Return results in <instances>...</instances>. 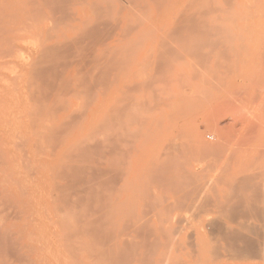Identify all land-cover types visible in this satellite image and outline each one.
<instances>
[{
    "label": "rangeland",
    "instance_id": "374dc122",
    "mask_svg": "<svg viewBox=\"0 0 264 264\" xmlns=\"http://www.w3.org/2000/svg\"><path fill=\"white\" fill-rule=\"evenodd\" d=\"M5 1L6 0H3L2 1L3 4H2V2L0 0V2H1L0 6L2 7V8H0V12L3 13L4 12L3 9H5V11H6L3 13L4 16L2 18H1V16L3 14H0V20H2V22L0 21L1 22L0 23V27H1L0 28V30H1L0 35L3 36L2 40L0 38V45L2 46V47L0 46V49H1L0 55L6 54L7 49L10 48V50H11L13 45H14L13 47H15V48H13L12 50L14 51L13 53L15 55L11 52V54H13L12 58H10L11 57L10 53L6 54V56L8 55L7 56L8 58L7 57L3 58V57H5V55L0 56V59H1L0 60V66H1L0 67V88H1L0 89V152H1L0 153V157H1L0 158V164L3 161V163H2L3 165H0V171H2V172H0V192H1L0 193V225H1L0 226L1 227L0 228V235L4 234L3 232L7 228L11 232L14 231L16 233V235L19 234V236H22V237L18 236L20 239L19 240L14 232L11 233L9 231H8L9 234L5 233L3 235L5 237L8 235V237H6V238H8V240L11 239L12 242L9 243V241L7 240L8 242H6V243L10 244L8 246L10 248L11 247L13 248L11 250L17 256L15 254L10 253V250H9L10 248L8 249L10 256L8 254H5L6 255L5 256L3 254L4 248H2V250H1V247H5V253H8V251H6V249L8 247H7V245L6 246L2 245V246H0V252H2V251L3 252L0 254L1 255L3 254V255H2V257H0V261H1V259H4V261L3 260L2 261L5 262V264H8V263L9 264H28V263L29 264H72V263L73 264H88L91 261L90 264L91 263L95 264L96 261L100 262V260H101V262L105 264V263L111 262L108 259L115 261V260L119 259L120 256H122L124 258L125 255L130 250L134 249V246H135V245H133V244H135L134 242L138 241L136 243L135 247H137V244L140 247L139 242H141V240H142V242H144V240L146 239L145 242L143 243V245H141V247L145 246V243L147 246L148 245L147 240L151 241V243H152L153 242L152 240H154L153 238L156 235H159L162 237L161 239H162L163 243L168 242L167 243L168 246H174L175 247L173 249V251L170 250L172 252L168 251L169 252L168 254L163 253L162 257L161 256L159 257L160 258L159 261H162L163 264H176V263L178 264L182 260L184 262H186L189 260L196 259L198 257V253H196V251L191 252V250L188 249L187 244H186L189 241L187 235L191 231V229H189V227H186V226H188V223H191V225H194L197 227V230H200V228H199V226H201V225H199L200 223L204 225L205 223H207L208 220H211V219L213 220L216 216L218 218L220 217L222 220L221 219L219 220L216 218L215 221L219 220L220 223L223 222L222 223L223 226H227L229 224L235 230L239 229L238 231H240L242 233H247L248 237H250V239L252 238V240H253L255 238L254 239L255 243H257V244L261 243L262 244V246L260 244V246L257 245L256 247L264 249V246H263L264 245L263 244L264 239H262V238H264V233H263L264 230H262V229H264V227H263L264 225H262V222L261 223L259 222L260 219H259V217H257V216H260V214L259 215L257 214V216H256V215L251 213V215H253V217L250 214H247V216L250 219V221H248L249 219L247 220L249 223L246 221V219L248 217L243 218V217H245V215L244 216L241 215L242 216L241 218H240V216L234 218V220H237L234 223V220H231V221H233V222H231V221H228L227 219H224V217L219 216L222 214V212L220 214H218V211L220 212V210H219V208H217V207H220L221 205H225V204H227V206H228L230 203L235 202L238 199L240 200V197H241L240 195L244 196V197H241V200L243 198L244 204L242 206H244V205L246 206L245 210L250 208L251 205H249V203H246V202L247 201L249 202L251 200L250 203H252V200L253 199L256 200V197L253 196L254 197L253 198L252 196H249L252 194H250V191H248V190H245L243 193L240 192V189H239V191H237L238 189H236V188L238 187V185L236 186L234 184V183H236L237 180L239 181L238 183H240V181L242 183L246 179V178L244 179L243 177L247 173H248L247 175H249V176L252 175L251 176L252 179L256 177V179H254V181L252 180V182H249V185H251L252 183L255 184V182H257V184L255 186L252 185V186L256 187L261 182V179L263 180V182H261L260 185L261 184L264 185L263 184L264 183V176H263L264 175L263 174V171H264V0H254V1H252V0H232L234 2V3H232V6H231V2L229 3V5L225 4V2H227V3L229 2L228 0H214L215 4H214V1L211 2V0H210L209 6H205V8L202 7L203 5L200 6V7H202V9L204 8V10H205V11L203 10L204 12L202 11V9L200 7H197L194 5H193V8H192V6L189 7V8H192L193 10H190L189 8H185L186 9L185 10L184 8H182L178 11L177 17H178L179 12H180L181 17L184 18L183 21L186 19L185 21L188 22L187 25L185 24L186 23L185 21H184L185 23H183V21L180 19V16L178 17L179 20L177 19L179 22L177 21L176 23L174 22V20H170L169 22H167L165 24H160V25H153V24H149V23H142V24L137 23V25H138L137 28L133 27V28H135V31L133 30V32H131L130 30H132L133 28L132 29L130 28L129 33L128 32L126 33V31H128V28H129V26L127 27V25L129 23L127 25L126 24H119V26L116 27V31L114 29L115 32L113 30H111L114 32L113 33L114 35L112 36L111 40H106L105 38H102L101 41L99 43H96V44L93 43L91 40L85 41V39L78 40V42L76 41V43L73 42V40H75L74 37L77 38V36L79 35L78 32H80L82 29L84 30V27H77V28L72 29L71 27L66 26V25H64V26L63 25H60V26L55 25L56 28L53 29V28L49 27L48 25L43 26V25H40L39 23L36 25H35V23H32V22H27V24L26 23L21 24V22H23V19L13 18V16L16 15V13L14 15L12 14L13 11H10V9L13 10L12 8H10L11 6L9 8H6L7 6H5V3H4ZM198 1L196 2L195 5H199L200 1H199V3H198ZM203 2L204 1H202L201 3H203ZM216 3L218 5V7H216L217 6ZM212 5L213 6L216 5L215 9H213L214 7ZM226 5L228 7L230 6V8L228 9ZM194 7H195V9H194ZM210 7L212 8L211 10H209ZM220 7L222 8L223 11L217 10ZM207 8H208V10H207ZM1 9H2V11H1ZM216 10H217V12H216ZM10 12H11V14H9ZM7 13H8V16L9 15L12 16L13 19L10 18V16H9V20H8V18L6 17ZM193 15L195 18L193 17ZM14 17H16V16H14ZM216 17H218V18H216ZM188 18H190V19H188ZM193 18L195 19V21ZM10 19H12V20H10ZM224 19H225V21H224ZM187 20H191V22L187 21ZM6 21H8V22L6 23V26H5ZM9 21L12 24L9 25ZM13 21H14V24H16V25H13ZM193 21L194 22L197 21L196 25H197V27L200 26L199 29H197L195 23L192 24ZM201 21L202 22L204 21L205 23L204 22L202 23ZM29 23L32 24L31 28L32 27L33 28L27 30V28H29V27L26 25H29ZM178 23H180V24L177 25L176 28H174V26H176V24H178ZM198 23L199 24L201 23V24L198 26ZM130 24H133L135 26L136 22H133ZM202 24L203 25L206 24L205 28ZM19 25L22 26V27H20L21 34H19L20 33V29H18ZM24 25L26 26V28ZM133 25H130V26H133ZM180 25H182L181 28L179 27ZM23 26H24V28H23ZM115 26H116V24H115ZM115 26L112 25V26H110V28L115 27ZM185 26L188 28H186ZM206 26H209V27H206ZM210 26H211V29H210ZM214 26L218 30H220V31L217 30L220 34L218 32H217L218 33L217 34L216 31H214V29H215ZM219 26H220V28H218ZM202 27H203V29H202ZM48 28L52 29V31L49 30ZM172 28L173 29L180 28V30L179 29L175 30L177 32L176 33L174 30H171ZM182 28H185V29H182ZM190 28H192L191 32H193L194 34L190 32ZM4 29L7 30L8 32L12 31V30L15 31V29L19 30V31L14 32V33L12 31V32L8 33L7 31H3ZM79 29H81V30L79 31ZM181 29H182V31H181ZM194 29L197 33H200L201 35H203L205 33L203 31L208 29V31L210 30L209 31L210 34L206 31L207 33L204 34V36H203L204 38H201L202 37L201 36L200 38L202 40H200V38L198 37L199 34H197V36H195ZM47 30H48V32H47ZM22 31H23V33H22ZM68 31H70V33L68 34V38H67V40L69 39V42L66 40V38L64 39V35L66 33H68ZM172 31L175 32V35H173L174 33ZM183 31H184V33H183ZM1 32L2 33L6 32V34L4 35ZM178 32H180V33H178ZM62 33H64V34H62ZM189 33L191 36L187 37V35H189ZM213 33L216 34L214 37H213ZM47 34L48 35L50 34V35L48 36ZM192 34H193V37H192ZM208 34H209V39H208ZM54 35H56L58 38ZM124 35H126L127 37H125L123 39ZM169 35H171V37ZM50 36H51V38H49ZM121 36H122V38H121ZM7 37L9 39H16V40L13 41V44L7 45L9 42H11L9 39H7ZM238 37H239V39H238ZM4 38L6 40L3 41ZM196 38H197V40L194 41ZM47 39H49V40H47ZM70 39H73V40H71L72 43L70 42ZM103 39L106 40L105 43H104ZM211 39L213 42L211 41ZM8 40H9V42H8ZM44 40H45V43H44ZM64 40H66V42H63ZM1 41L3 42V44H1L2 43ZM5 41L8 43H5ZM56 42H59V43L63 42V43H66V45H68L70 43H71V45L74 44V46L73 45L70 46V48L73 47L72 53L71 52L68 53L69 50L67 52V49H66L67 47L65 46V44H64V46L62 44V46L64 47V48L63 47L62 48H63V50H66V52L64 51V53H66V54L63 55L64 56L63 58H61V56H59L61 58V60L64 58L68 60V59H71V57H74L75 59L74 58L71 59L70 65L72 64V61L74 62L77 59V57L79 60L81 58L80 56L82 55V53L85 55L84 51L87 52V50H88V52L86 53L88 55V57L86 56V58H83V55H82L81 61L78 62V60H77L71 66H69V64L67 65V63H69V60L67 62L66 61L63 62V60H62V63H64L63 66L66 65V67H68V68H67V70H66V68L63 69L64 71L66 70V72H64V71L62 72V70H60V69H59L60 72H57L58 68H60L59 65L62 63L58 62L57 61L58 59L55 57H52V61H51L50 54H52V55H54V54L49 53V55H48L49 57L46 55L47 59L49 58L48 63H46L47 62L46 56L44 55L43 52L40 53L42 50L45 49L46 46L51 45L50 47L53 48V45H55L54 43H56ZM102 42H103V44H102L103 46H101V44H100ZM160 42L162 44L161 45L162 47L164 45L163 48L159 47ZM38 43H40V45L42 46V48L44 47V49L38 50L39 48L41 49V46L38 47ZM86 43H87V46H85ZM89 43H92L93 46H91V44H89ZM75 44H80L79 46H81L80 48L82 50L80 49L79 51H81L82 53L79 52V54H78V52H76V50L78 51L79 46L75 45ZM59 45H61V44H58L57 46L54 47V48H58L59 49L58 51H60V49H61V48H59ZM94 45H96V46H94ZM88 46L92 47V49L89 48L90 52L93 50L91 53L89 52ZM105 48H106L107 52L105 51ZM109 48H111V49L108 50ZM3 49L5 51H3ZM46 49H50V48L47 47ZM73 49L75 52L73 51ZM102 49L105 52L101 51ZM10 50L8 52H10ZM18 50L19 51L21 50V52H20L21 55L18 52H17L18 54L15 53ZM158 50H159V52H157ZM2 51H3V53H1ZM70 51H71V49H70ZM60 52H58V53H60ZM93 52H94V54H93ZM74 53H76V54H74ZM9 54H10V56H9ZM46 54H48V53H46ZM62 54L60 53V55H62ZM71 54H74V55L71 56L70 58H66V55H71ZM102 54L104 57L107 55L106 58H109V60H110V57L112 58L110 61H113V63L111 62L113 64V66L111 64V67H113L112 68L113 71L111 70V67H109L110 68L109 73L106 72V70H107L106 67L108 65H110L109 64L110 61L106 58L103 59V56H101ZM56 55H58V54L56 53L55 56ZM92 55H94L96 57L98 55L99 57H98V61H97V58H94V59H96V60H94L95 62L93 61L92 63H90L93 60L92 59L89 62L91 64L90 65V64H88V61H86V60H89V58H90L89 56L92 57ZM14 56H17L18 58L16 59V58H14ZM39 56H41V57L43 56V58L45 59V63H46L45 68H43L44 66L43 67L41 66V65H45V63L41 64L42 62H44L43 59L40 58L39 62L37 63ZM75 56H77V57H75ZM37 57H38V59H37ZM67 57H69V56H67ZM100 57H102V59ZM53 58L56 59L55 61L58 62V64H57V62L54 63L55 66H53V64H52L53 62H55V61H53L54 60ZM99 58H100V60H99ZM34 60H35V62H34ZM41 60H42V62H41ZM105 60H106V63L108 64V65L106 64L107 65L106 67H105V64L100 65V62L104 63ZM10 62H12L11 66L15 65V68L10 67V65H7V66L4 65L7 63L10 64ZM85 62H87V63H85ZM32 63L35 64L34 66H37L36 63L37 64L40 63L41 68L37 69V67H36V69H35V67L33 66ZM49 63L52 64V66H49V68L53 67V69H52L53 71H55L54 69H56L55 72H57V74L60 73L59 75L64 79H59V78H61L59 75L54 74V72L51 73L50 72V71H52L51 69H50V71L48 70L47 65H49ZM84 63L87 66L85 68H84V66H85ZM93 63H94V65H93ZM96 63L97 64L99 63L100 67L99 66L98 67L100 68V70L98 69V67L95 66ZM159 63H160V65L162 64L161 67H163V68H161L160 66L158 67ZM30 65L32 67H29ZM56 65H58V68ZM92 65L97 69L95 70V68ZM40 66L38 65V67H40ZM81 66H82V68H80ZM91 66L94 69L90 68ZM103 67L105 68V72L103 70ZM5 68H7V69H5ZM89 68L91 71L89 70ZM4 69L6 70V72ZM8 69H11L10 70L11 73ZM46 69L50 72L51 78L59 80V81H61V84L62 83L63 84L62 85L56 84L58 87H57V90H55L56 87L53 88L54 94H52L53 90L48 91V93L51 92V94H49V95L47 93V90L45 91L47 94H45L43 91V93H44V94L42 93V97L44 95L43 98L38 97V98L34 99L36 101L40 98V101H42V104L39 106H41V108H43V109L35 108L36 106H38L37 103H40V101L38 100L39 102L38 101L36 102L37 105L35 104V102H33L34 101L33 100L34 94H36V93L33 94L32 90L35 87H33L34 85H30L33 88L29 87V85H27L26 82H28V78L29 79L31 78L30 81H32V79L36 76L34 74H37V72L39 74H41L42 72H40V70L41 71L45 70L47 72ZM81 69H85V71H83V70L81 71ZM161 69H162V72H161ZM2 70H4V71H2ZM87 70H89L90 73H88ZM92 70L95 71V73H96V71L101 72V70H102V72H101L102 74H103V72L105 74L107 73L106 74L107 76L106 75L100 76L101 73L97 72V74H100V75H98V78L101 77L103 79V77H105V76L110 77L109 81L112 84L108 81V79H106L109 82L108 84L106 83L108 86L106 87L105 85H103L105 87V89L102 87V85L99 84L100 85L99 86L97 84L98 83L97 81H99L101 78L98 79L96 77L97 74L94 77V72ZM79 71L81 72L79 75L80 77L82 76V74H84V72L86 73V75H83L82 79H80V77H78V75L76 77V74ZM49 72H47L48 75H49ZM61 72L64 73V76H62ZM1 73H2V76H1ZM14 73L16 75L18 74V76L19 75H21V76L17 78ZM87 73H88V77H87ZM92 73H93V75H92ZM39 74L37 76H39L40 80L36 76L33 80L36 81L38 79L37 80L38 82L37 81L32 82L31 84H33V83L40 84V85L36 84V88H38L39 86L42 87L43 86L42 83H44V86H47V87H43L42 89L45 90L48 88V84L50 82L52 83V81H51V79H50V81L46 80L47 78H50V76H47V74L44 73V75L47 78L42 77V79L45 78L44 81L49 82L46 84L45 82L41 81V78H40L41 75L42 76H44V75L43 74L39 75ZM52 74H54V75H52ZM108 74H109V76H108ZM55 75H57L59 78H57V76L55 78ZM68 75H70V77ZM15 77H16V80H15ZM86 77L90 80L91 87L93 84H95V85H93V88H95V90H93V88L90 89V85H89V82L86 79ZM65 78H67L68 80L71 79L70 80L71 82L67 83L68 80L66 79V81H65ZM84 78L88 82L87 83L85 81L86 85L88 84L89 86L85 85L86 87L82 88V85H84L85 83H84V81H81V80H85ZM93 79H94V82L96 80L97 83L96 82L94 83ZM112 79H113V81H112ZM13 80L16 83H14ZM56 80H54V81L56 82ZM62 80H64V82H66V84H69V85L72 84L70 86V88H68L70 90L69 94H67L68 93L67 89H66V92H65V90H63L64 88H62V90L64 92L60 93V91H61L60 86L66 87V85L64 84V82H62ZM101 80L99 81V83L104 84L105 78L103 80L104 83H103V81L101 82ZM30 81L28 83H30ZM40 81H41V83H40ZM59 81H57V82L60 84ZM77 81H80V85H81V86H79L80 88L75 87V84L77 83ZM12 82L14 84H16V86L13 85ZM82 82L84 84H81ZM179 82H182V83H179ZM41 84H42V86H41ZM109 84H111V86H109ZM50 85L51 84H49V86ZM96 85H98L97 88L95 87ZM14 86H15V88H14ZM54 86H55V84L52 85V87H54ZM50 87L48 90L52 89V87L51 88ZM87 87H88V89H90L91 92L94 91L93 93L97 94V97L94 94L91 96L92 93L87 89ZM108 87H109V89H108ZM26 88H28V90L30 89L29 90L31 93L30 96H31V98L33 96V98H32L33 101L30 100L29 95H28L29 92H27ZM58 88H60V91H58L59 90ZM71 88L73 89V91L76 94L78 92L79 95H81L80 94L81 88H82V93H83V89H85V91L87 89V92H89L91 94H88L85 92V95L87 94L86 95L87 98L85 97L84 94L82 96H77L78 95L77 94L75 97V96H73L74 93L72 92ZM106 88L108 89V91L106 90ZM14 89L16 91H13ZM42 89H40V90H42ZM75 89H76V91H75ZM3 91H4V93H3ZM35 91H36V89L34 90V92ZM55 91H56V93L58 91V93H60V96L62 93H65V94H63L65 98L63 96H61L62 99H60L59 95L55 94ZM102 91L104 94H102ZM39 92H40V94H37V95L40 96L41 91H39ZM18 94L20 95L19 100H17ZM66 94H67V96H66ZM46 95L48 98H50V97L51 98L48 99L46 97ZM45 97L49 101L47 99H45ZM54 97L60 99L59 100L60 102H62L63 99L67 100L66 102H64V104L65 103L67 104L65 106L64 111H63L64 106L61 107L62 108V111H61V108L58 106L59 105L61 106L62 104H60L59 101H58L59 103L58 102L55 103L54 101H56L58 99L55 100ZM93 97H96V98H93ZM83 98H85L87 102L90 98H91V100H89L90 102L87 103L86 101L83 100ZM93 99H95V100L93 101ZM45 100L48 101L47 102L48 104H45L46 103ZM19 101H20V103H19ZM63 101H65V100H63ZM91 101H93L94 103ZM53 102H54V104H59V105H57L59 110H58V108H57V110H55V109L51 110L49 108L50 106H53L51 108L56 107L55 105H52ZM91 103H93V104H91ZM33 104L36 105L34 108L37 109V111H35L34 108L32 107ZM83 104H85V105H83ZM43 105L47 106L45 110H44L45 106H43ZM79 106H81V107L84 106V108H87V109L84 110V108H79ZM31 107L33 109L31 114L33 113L34 115H36L37 113L40 112L39 114H37V117L40 119H42L43 116H46V117H44L46 119H43L44 121L41 120V121H43V123L41 125H40V119H36L38 122L33 121L34 120L33 118L34 117L36 118V116H34L33 114H32V116L27 114V113L30 114L29 111H31ZM66 107H67V109H66ZM77 107L79 109H77ZM48 108L51 111L54 110L53 111L54 117L53 116H51V118L48 117L53 112H48L50 115L48 113L47 114L45 113V112H47ZM38 110H39V112H38ZM74 110L76 111V113L74 112ZM107 110H110V111H107ZM33 111H35L36 114ZM56 111H57V113H55ZM72 112H74L75 114H73ZM108 112H111L112 116H111V113L109 114ZM41 113H43V114H41ZM82 113H83V116H81ZM105 113H106V115L108 113L107 117H104V116H106ZM71 114L75 117L71 116ZM55 115H57V116H55ZM68 115H70V117H68V118H70V121H68L69 119H66V116H68ZM109 115H110V118H109ZM30 117H31V119H30ZM47 118H50V120ZM105 118H108V120ZM64 119H66V121ZM30 120H32L33 122H37L36 123L37 127L35 125H33V122ZM46 120H48V121H46ZM73 120H75V122ZM67 121L69 122L68 125H71V124H75V125L77 124V125L76 126H74V125L68 126L66 124V123H68ZM78 121H80V122H78ZM209 121H211V122H209ZM61 122H64V124H66V126L68 128L70 127L69 130H71V131H69L68 128L66 127V131H65L66 135L62 134L63 137L61 136L59 131H58L59 133L52 132L54 128H56V127L58 128V125ZM30 123L33 126L30 125ZM44 123L47 125H44ZM158 123H160V124H158ZM209 123H210V125H209ZM157 124L160 126H163V128L165 129L164 135L160 141L161 144H157V145H156V143L150 144L149 140H148L149 129L152 126H155ZM48 125L51 127V129L53 127L49 137L47 136L49 134V130H48L49 128L46 129L47 128L46 126H48ZM214 125L216 128L214 127ZM247 125H249L248 127L251 128V129L249 128L250 130L248 129L249 132H246L247 131L246 130ZM8 126H10V129H8ZM61 126H60V128H61ZM211 126H213V128ZM34 127L37 130V131L35 130L36 131L35 133H34ZM109 127H112V128L110 129ZM72 128H74V129H72ZM43 129H45L44 134L39 133L40 130L43 132ZM97 129L99 132L97 131ZM104 129H106V130H104ZM59 130H62L64 133V128H61ZM234 130H238L237 133H234ZM241 130H243L244 133L240 132ZM46 131H48V132H46ZM92 131L94 134H98V135L95 136L92 133ZM45 132H46V136H45ZM101 132L104 133V136ZM109 132H111V133H109ZM230 132H231V134H230ZM16 133H17V135H16ZM37 133H39V134H37ZM88 133L89 134L92 133V134L89 135ZM242 133L244 134L243 136H241ZM19 134H20L21 139L19 137H17V136H19ZM32 134L34 136H32ZM39 135H40V137H39ZM51 135L55 136L54 138H56V137L57 138L56 139L50 138V137H53ZM106 135L109 138H111V140L106 139V138H108V137H106ZM59 136H60V138H59ZM17 138L20 139V143L23 142L20 146H18L20 143H18V145L16 144L19 141V139L17 140ZM84 138H86L87 140H85ZM92 138L94 140H92ZM95 139H97L96 140L97 142L95 141ZM238 139H240L242 142ZM2 140L4 142H2ZM15 140H16V143H15ZM23 140L25 141V143ZM88 140H89V143H90V140L93 142H91V144H89ZM102 140L104 142L106 141L108 143L105 142L106 144H104V142ZM84 141L86 142V145L84 144ZM94 141H95V143H94ZM237 141L240 143H238ZM14 145H17V147L19 148L18 149L16 147V149H18V151H16V153H15ZM76 145H77V147H76ZM78 145L81 147V149H80V147H78ZM107 145H110L109 147L112 149L107 147ZM93 146H94V149H93ZM200 146H201L202 150H201ZM103 147H105L104 150L107 154H105ZM22 148H23V150H22ZM20 149L22 150V153H20V151H19ZM108 149H110L111 152H109ZM24 150H26V151H24ZM70 150L72 152H70ZM98 150H99V152L101 151L100 153L103 154V156L105 158L103 156L101 157L100 156L101 154H99V156H98V154H97ZM79 152H80V154H79ZM21 154H23L24 156H21ZM88 154H89V157L91 156L90 158L88 157ZM76 155H78V156H76ZM107 155H108V158H106ZM164 156H166V158L168 159V161H167V159L165 158V161L169 162V163L167 164L165 162L166 165L164 164L163 166L169 167V170L168 169L165 170L164 167L161 166L162 163L158 162L159 161L158 159L159 158L161 159V157H164ZM228 156H229V158H228L229 161H226L227 160L226 157H228ZM21 157H24V158H22V160H20ZM69 157H70V159H69ZM71 157L73 158V160ZM78 157L80 159H78ZM96 157L98 160H100L99 159V157H100V158L104 159V161L100 160L103 162L99 161L100 163H98V161L95 160ZM105 159H108L109 163H108V160H105ZM4 160L6 161V163L4 162ZM27 160H29L30 162ZM76 160H77V162H76ZM89 161L91 162V164L87 163ZM106 161H107V163H106ZM28 162H29L30 166L27 165ZM61 162H63V163L68 162L69 164L66 163V165L65 164L61 165L60 164ZM78 162L80 164L81 163L82 164L80 165ZM84 162L87 163V165L83 164ZM96 162L98 163V165L102 164V166L96 165L97 164ZM110 162H112V163H110ZM4 163H5V165H4ZM22 164L26 165V166L24 165L25 169L23 168ZM58 164H60L61 167H59L60 165L58 166ZM77 164H79V165H77ZM88 164L91 166H92V164H94L96 166L95 167L93 165V167L95 169L92 168L91 166H89ZM64 165H65V167H62ZM70 165H72V166H70ZM158 165L162 168L159 169ZM28 166H29V168L27 169ZM67 166H69V167H67ZM76 166H78V167H76ZM79 166H81L83 168H81ZM88 166L93 170V172L95 170L97 171V169L99 170L98 167H104V168L109 167L112 170V172L116 173V176H117L116 180L118 182L116 181L117 182L116 183L114 181L115 183L113 182L112 184H110V182L107 181L108 177H107V180L103 179L104 178L103 177L102 180L107 181V183L105 182L106 185L110 184L113 188L110 185L109 186L111 188L109 186H105L104 181L100 182V178L94 179V178L99 177L97 175L99 172L98 171L95 172V174L97 173L96 174L97 176H95V174L92 173V170L89 169ZM71 167L72 168L75 167L74 169L79 168L78 170H80V169L81 170L80 171L72 170ZM170 167L172 168V170L170 169ZM66 168L68 170H65ZM109 168H108V170H110ZM157 168L159 170H157ZM183 168L185 171H183ZM220 168H221V170H220ZM4 169H5V172H3ZM86 169L87 170L89 169V171H87ZM179 169H181L182 171L180 172ZM26 170H28V171H26ZM60 170H62V171H60ZM69 170H72L73 172L72 171L70 172ZM84 170H86L87 172H85ZM224 170H226V171H224ZM68 171L70 173H72L69 176H67L69 174ZM81 171H83V173H85V174L86 173L89 174V172L91 171L90 174L91 175L93 174L95 177L94 176L92 177L90 174H89L90 176L88 174H86V179H85V174H83ZM162 171H164V172L166 171L168 173V175H166L167 173H164ZM170 171L173 173H171ZM60 172H61V174H60ZM66 172H67V174H66ZM79 172H80V174L81 173L82 174L81 175L78 174ZM259 172H261V173L259 174ZM8 173H10V174H8ZM156 173H157V177H156ZM255 173L256 174L258 173V175H255ZM122 174H124V175L122 176ZM261 174H263V175H261ZM72 175L74 177L75 176L77 177L76 181H75L76 183L74 182L75 179L74 180L72 179L73 178ZM159 175L162 176L163 179L159 178L157 180L156 178H158ZM165 175H166L165 179L168 178L169 181H171V182L174 181V182H172V184H169L171 182L164 179ZM259 175H261V177H263V178H261ZM6 176H8V179ZM88 176L90 179L93 178L94 180L92 179L91 180L92 182H90L89 179H87ZM121 176H122V178H121ZM149 176H151L150 179H149ZM249 176H247L248 180L251 179ZM59 177L63 181H61ZM81 177L84 178V181L85 180H87V181H85V182L82 181L83 179ZM188 177L190 180L188 179ZM239 177H242V178H239ZM50 178L52 179V181ZM65 178H67V179H65ZM4 179H5V182H4ZM11 179H12V181H10ZM153 179H155V181L157 180L156 182H158L160 179L164 180V182H167L168 187H167V183L163 182L164 185L166 184L165 185L166 190L164 189L165 186L163 187V183L161 181H159L160 182L159 184L162 183L161 185L163 188L160 187L159 184L157 186L156 185L157 183L152 182L153 184H155L153 186L151 184V181ZM97 180H99V182ZM77 181L81 184H79ZM88 181L90 183H88ZM96 181H97V183H96ZM183 181L189 182L187 185H189L191 183V185H192L191 188H193L194 183H196V184H194L195 186L199 185L197 188V189H199L198 190L199 191V197H196L194 199V201H192V203H191L192 197L189 198L188 200L186 199L187 201H185L184 199L182 200V198H183L182 194L185 195V193H181V197H182L181 200L182 201H179V202H183L185 205L183 203H182L183 205L180 204L182 206L178 205L180 207H179V209L177 208L178 210H176V208H174V207H177V204H176L177 202L175 203L176 205L171 204V203H169L170 200L169 201L164 200L163 197H166L167 195L171 194L172 191L170 190L171 191L170 192L168 190L172 186L175 187V185H176V186L180 187L181 188L180 190H182V191L187 189L186 188L187 185L184 186L183 185L184 183L183 184L180 183ZM219 181H221V182H219ZM55 182H56V184H54ZM86 182L89 185L88 186L89 189L85 185V184H87ZM216 182H218V183H216ZM246 182L244 181V183H246ZM72 183H74L75 185H73ZM83 183H85V184H83ZM92 183H93V185H92ZM98 183H99V187H98ZM102 184H104L105 187ZM224 184H228L227 187L228 186L229 187L227 188ZM62 185L64 187V188H62L63 190H61ZM79 185H81V186L79 187ZM150 185H151V187L149 188ZM214 185H215L216 190L214 189V191H212V189H213L212 187ZM231 185L234 186L235 190L232 189L234 191H232L231 189H230L231 191L229 190V188L232 187ZM239 185H241V184H239ZM66 186H68V187H66ZM155 186L157 188L159 187L158 190L156 189ZM18 187H20V188H18ZM54 187H56V188L58 187L57 188L58 192L56 189H53ZM189 187H190V185H189ZM201 187H202V190H201ZM51 188L53 189V192H52ZM86 188L88 189V191H90L89 193H87L88 191ZM182 188H184V189H182ZM191 188H188V189H191ZM23 189H25L24 192H23ZM64 189H66V190L68 189L67 192H69V191L70 192L67 194V192ZM119 189H122V191L120 192ZM145 189H146V191L149 189L150 190L147 193L145 191ZM174 189L175 188H173L172 190H174ZM55 190H56V192H54ZM99 190H101V191H99ZM138 190H140V191H138ZM143 190H144V192H143ZM60 191H61V193H60ZM97 191L100 192L101 194L98 193ZM114 191H116V192H114ZM161 191H163V192L165 191L164 194ZM166 191H168V192H166ZM178 191H179V188H178ZM198 191H196V192L198 193ZM235 191H237L238 193ZM20 192H23L25 194L24 195L23 193H21L22 195H24V197L23 196L20 197ZM150 192H152V193H150ZM207 192H208V195H207ZM213 192H215V193H213ZM233 192H235V193H233ZM71 193L73 195H71ZM90 193L91 194L96 193L95 195H97L98 197L93 195V196H95V198L91 196L92 199H90V198H88V196L91 195ZM109 193H110V195H109ZM112 193H114L113 196H111ZM66 194H67V196H66ZM103 194L105 196L106 195L108 196V198L104 196L106 198V200H105V198H103V196H102ZM141 194H143V195L145 194V196H143ZM151 194H152V196H151ZM235 194H236V196H240V197L232 196ZM69 195H70V197H69ZM177 195L180 197V191H179V193H177ZM204 195L210 196V201H213V203L208 201V204L210 202L211 205L203 208V203L206 202V201L201 202V201L206 200V198L203 197ZM5 196L10 201H8ZM84 196H87V197L85 198ZM142 196H143V198H142ZM148 196L152 197V198L148 199ZM231 196L233 199L231 198ZM51 197H53V198L55 197L56 199H60V201L59 200L54 201L55 199H52V201L54 202L53 203L51 201ZM66 197H68V198L66 199ZM139 197H140V199H139ZM224 197H225V199H224ZM74 198L76 199L74 201L75 203L77 201V198H79L77 203L78 202L80 203V200H81V203L73 206L74 202H72V201L74 200ZM144 198L147 199L146 203L148 202V200L154 202L153 198H155L157 200V201L155 200V203L157 205L155 204V206H153L155 208V212H153V211L148 212L149 206L146 207L147 204L146 205L143 204V201H145V200H143ZM202 198H203V200H202ZM216 198H218V200ZM227 198L232 199V200L230 199V201H231L230 203H229V200ZM235 198H237V199H235ZM65 199L68 201L70 199L71 204L70 203L68 204L67 203L68 201H66ZM97 199L99 202L97 201ZM226 199H227V201H226ZM62 200L66 201L65 203H63V206L61 203ZM84 200H87V201L88 200L89 201L94 200V202L90 201L93 203H89V202L85 201V202L89 203V204H86V203H84ZM195 200H197V201H195ZM207 200H209V199H207ZM100 201H102V203ZM22 202H23V204H22ZM106 202H108V205L110 204L109 205L110 209L108 208V210H107L108 205H105V204H107ZM171 202H173V201H171ZM199 202H201L202 204H200ZM151 203L148 205H151ZM158 203H160L159 204L160 206H158ZM189 203L192 207L191 206L188 207ZM84 204H85V206H84ZM95 204H99V206L95 207L96 206ZM102 204L105 205L106 207L103 206ZM165 204H167V205L169 204L171 206L173 205L172 207L169 206V208H171V211L169 210V208L163 210V206ZM196 204H198L199 207H202L201 208L202 210L199 209ZM54 205L57 209L53 208ZM89 205H91V206H89ZM142 205L145 206V208ZM213 205H214V207H213ZM71 206H73V207H71ZM87 206H88V209L87 208L84 209V207H87ZM92 206H94V207L92 208ZM204 206H205V204H204ZM242 206H241V209L244 210L242 208ZM99 207H102V209L104 208V210H102ZM133 207H136V209H134V211H132L133 216H135L134 213L136 214L135 218H133V217L131 218V216H132L131 209ZM141 207H143L144 210L148 212V213H146L147 215L151 212V214H150L151 216L148 215L149 217H151L150 222L148 221L149 220L147 218L148 216L146 218L148 219L147 221L149 222L148 227L152 228L151 230H154L152 232V235L154 234V236H149L147 233H145V231L147 230V227L145 226L147 224V222L143 223L144 222L143 220L145 218H143L142 216L145 213L143 215L141 214V211H142ZM255 207L259 208L260 203L259 204L255 203ZM263 207H264V204H262V208H261L264 211ZM91 208H92V210H90ZM95 208L97 209V212L99 210H102L103 213L105 212V214L109 213L110 216L108 215L109 217L107 220L108 224L104 223L106 221L104 220V216L102 215L103 213H100V211H99L98 214H100V217L102 216L99 219L97 212H95L96 210L94 211L96 214L94 212H92ZM154 208H151V210H153ZM180 208H182V209H180ZM196 208H198L199 210ZM225 208H226V206H225ZM53 209L54 210L56 209V211H54ZM114 209H115V212H113ZM117 209L119 211L122 210V212L121 213L119 212L120 214H114L117 212L116 211ZM223 209H221V210H223ZM128 210H129L130 216L127 215V213H126V212H128ZM194 210L196 211V213ZM109 211L112 212V216L114 215V217L111 216V213ZM166 211H167V213H166ZM197 211H202V212L201 213L198 212V213H200V214H198ZM18 212L21 214H19ZM86 212L89 213V217H87L88 213H87V216H83V215H85ZM91 212H92V214H91ZM123 212H125V213H123ZM81 213H84V214L81 215ZM153 213L155 215H152ZM178 213H179V218H182L183 216H185V217H183L184 219L183 218L180 219L181 222L179 220H177L178 217H176V215ZM195 214H198V215H196L197 217L194 216ZM92 215H93V217H92ZM124 215H127V216H124ZM122 216H123V218H122ZM128 216L131 218V220L129 219L130 221L125 220L126 218H124V217H128ZM154 216H158L159 220L157 217H156L157 220H155L156 218ZM192 216H193V218H192ZM263 216L264 215H262L261 218H263L262 220L264 221ZM94 217H96L97 221L94 219H92V220L96 221L97 224H100V226L97 224L95 225L94 221L93 222L90 221L91 218H94ZM80 218H81V221L78 220ZM82 218L84 219V221L82 220ZM109 218H110V220H109ZM112 218H114V219H112ZM173 218H174V220H173ZM194 218H196V219H194ZM242 218L247 222V225H249L251 228H253V229H250V230H252L251 232L257 233V234H254L255 237L253 235H251V233H249V231H250L249 229L243 227L244 226V224H243L244 220ZM56 219H58V220H56ZM76 219L80 223H75L77 221ZM254 219H255V221H253ZM111 220H113V222L116 221V223L118 225L115 224L116 225V227H115L114 223L112 222L113 226H110V225H112L111 222L109 223V221H111ZM123 220H124V222L127 221L129 223V226H131V224L134 223L135 225L134 224L133 225H134L135 229L137 228L138 230L142 225L145 226L144 232H142L143 226L141 227L142 231L136 230L133 232L132 230L134 229V227L133 226L129 227L128 223L126 222V224H127L126 225L123 222ZM137 220L139 221V224H142L140 227H137V226H139V225H137V223H138ZM58 221L60 222V224H62L63 222H64V224L67 223V224H65V226H68V224H70V223H71V225H72V223H74L75 225L77 224L76 227H81L82 230H85V228H86V232H87V229H89V230L92 229V228H88L86 221L87 222L89 221L88 224H90V222H92V223H94L92 225L93 226L95 225L96 229L97 228L99 229V231L97 229L98 235L95 236L96 232L93 233L95 226L94 227L92 226L93 227V230H91L92 232L88 230V232H87L88 234H86V232L84 231L85 235L83 234V232L80 231V228H78V230H79L78 234L79 235L78 234L74 235L75 233L78 232V230L74 224H73L74 226H72V227L69 225L70 229H66V227L64 228V226H62V225L59 226ZM140 221H142V222L140 223ZM157 221H159V222H157ZM167 221H169V223ZM68 222H70V223H68ZM237 222H238V224H237ZM240 222H242L243 225ZM246 222H244V223L246 224ZM2 223H3V225H2ZM83 223L85 224V226L83 225ZM166 223H168V224H166ZM239 224L242 227L238 226ZM251 224L254 227H252ZM11 225L14 228H12ZM123 225L128 226V228H129L128 229L125 227L126 232H127V230L128 231L131 230V231L127 232L129 234H127L125 232V234H127V235L121 233L123 236L122 237L119 233H118L119 234L118 235L117 232H119L120 230L124 231L123 229H125V228L123 227ZM160 225L164 231L162 229H160L161 228V227H159ZM166 225H167V227L170 226V229L167 231H165ZM255 225H256V228L258 231H259L258 228H260V230H262L261 233H263V235H261L257 230H254ZM53 226H54V228H53ZM101 226L104 228L102 229ZM89 227H91V226L89 225ZM105 227H107V228L105 229ZM176 227H180V228L175 229ZM61 229H62V231H61ZM73 229H76L77 231L73 230ZM96 229H95V231H96ZM107 229L109 230V232ZM114 229H116V230L114 231ZM158 229L162 230V232L159 231ZM66 230L70 231V233L68 234V232H67L66 235H64L65 233L63 231L66 232ZM72 230L75 231L74 234H72L73 233ZM101 230L104 231V233L102 231L103 234H105V232L107 234L105 236V238H103L105 241H102V242H104V243L101 242V240H102L101 238L104 236V235H101L102 234ZM148 230L150 231V229H148ZM148 230H147V232H148ZM175 230L177 232H173ZM21 231H22L21 234L17 233V232H21ZM89 232L91 233V236H89ZM110 232H111V234H110ZM140 232L143 234L142 237H141V234H139ZM28 233H30L31 236H30V234L28 235ZM80 233H81L82 237H81ZM113 233L115 234V236L113 235ZM134 233L135 234L138 233V234L135 235ZM148 233H151V232H148ZM162 233H165L168 238H166V235L162 234ZM12 234H13V236H9ZM145 234L150 239L147 238V236H145ZM161 234L164 235V238L166 241L164 240V238ZM67 235L69 237H71L70 240H67V241H68V244L69 243L71 244V246H69V247H70V250H72V252L69 249L66 250V247L68 246V244L66 243L65 239H68V238H65V237H67ZM77 235L83 239L81 240V238L80 237L78 238ZM93 235L95 238L92 237ZM124 235H125V238L128 236V238H126L127 240L124 238ZM129 235H131L132 238L133 237L136 238V236H138V235H140V236L138 237L139 239L138 238H136L135 240L132 239L133 240V243H132V240L131 239H130L131 241L129 240V238H130ZM76 236H77V238H76ZM107 236L111 237V238H112V236H114L117 241H115V239L113 237L112 241H111L112 243L109 242L110 243L109 244V243H107L108 241L106 240ZM117 236H119V237L121 236V237L118 239ZM256 236L257 237L261 236L262 238H260V240H259V238H257ZM9 237H11V238H9ZM88 237H90V238L92 237L93 239H88ZM99 237H100V242L102 244L100 242H98ZM16 238H17V241L19 240L18 242L16 241ZM216 238H217L216 236H214V238H211V239L215 240V241L212 240L213 245L211 244V239L209 238V241L207 244V249H206L205 254H204V258L206 259V261L209 262V264H264V259L262 260L261 258L253 259V260H249V261H243V260H241V261H239V260L238 261H230V260H228V258L225 257L224 251L221 250L222 244L220 243V238L219 237L217 238L219 242L216 241ZM12 239H14V240H12ZM91 240H95L98 243L95 245L96 251L94 249V243L95 242H93V245H91L92 244ZM124 240H125V242H124ZM261 240H263V241L261 242ZM76 241H78V243L81 242V245H80V243L75 244V243H77ZM84 241H85V244H87V245L90 241L91 244L89 243V247H87L83 243ZM109 241H110V239H109ZM126 241L129 242V245H126V247L127 246H129V247L133 246V248L131 247L132 249H130L129 251L128 250L126 251V249H125L126 247L124 248V245H123V249H124L123 251L127 252V253L125 252V254H124L123 251L120 249L122 248V243L126 244ZM64 242L66 243V247L64 245L65 244ZM117 242L119 244L118 246H120L119 250L121 252L119 250L117 252V249H116V248H118V246L116 247ZM142 242H141V244H142ZM216 242H217V245H216ZM1 243H2V241L0 242V245H1ZM105 243H107L108 245ZM130 243H131V246H130ZM151 243L149 244V246H151ZM175 243H177V244H175ZM99 244H101L102 246ZM103 244L106 245V247L105 246L103 247ZM111 244L115 245L114 249L116 250L117 253L120 252L121 255L119 256V254H116L118 256V258L114 257L116 255H114V256L112 255L111 258H114V259H111L110 258L111 252L105 251V255L107 254L106 256L108 257L107 260L105 258L106 256H104V255H103L104 257L102 256L104 259L103 258L101 259V256H99V255L104 254L103 248H106L108 250L109 248H107V246H109L111 249V248H113L110 246ZM179 244H180V246H179ZM181 244H183L184 248ZM218 244L221 246H218ZM17 245L20 247H18ZM76 245H79V246H76ZM84 245H85V247H87L86 250L93 249V251H92L93 254H95V252H97L94 255L95 258L90 257V256H93V254L89 250H88L89 251L88 253H90L89 254L90 256L87 255L86 250H84L85 247H82ZM98 246L99 247L101 246L102 249L98 248ZM215 246L216 247L218 246V249H219L218 251L216 250L217 248ZM69 247H67V248H69ZM72 247H75V249L74 248H73L74 250L71 249ZM141 247L138 250L135 248L137 251L134 250V252L135 253L138 252V253L136 255H134V258H133V255L131 258V255H130L131 251H130L128 254V258L130 257V259H132V260L137 259L138 261L143 262L142 256H145L144 261L146 259L147 260L149 259V261H150L148 263H147V261H145L147 264L151 263V261H153L152 263H154V264H160L161 263V262L156 260V255H154L153 253H151V255L153 254V256L149 255L150 254L148 252L149 248L146 247V250L148 249L147 253H146V251L143 252L144 247H142L143 249ZM213 247H215L214 249L217 252L213 249ZM211 248L213 249V253L211 252L212 251ZM100 249H101V251L103 250V253H101V251H99ZM114 249L112 250L113 254L116 253ZM175 249L177 251H175ZM66 251H67V253H66ZM68 251L71 252V256H70V254H68ZM108 252L110 255L108 254ZM134 252H131V254H134ZM139 252H140V254H139ZM145 253L147 254L148 258L146 257ZM214 253H218L220 258L218 256L216 258L215 257L216 255ZM220 253L222 254L221 256H220ZM122 254H124V256ZM138 254H139V256H138ZM7 255L9 256L8 258H7ZM20 255H21V257H20ZM18 256H19V258H18ZM75 256L76 257L78 256L77 261H76ZM163 256L165 258V261H164ZM71 257H74L75 261L73 259H71ZM122 257L120 259H122ZM16 258H17V260H16ZM24 258H26L28 261H25L26 259H24ZM91 258H92V260H91ZM125 258H124V260H128L127 257H125ZM152 258H153V260H152ZM214 258H215V260H214ZM19 259L21 260V262ZM88 259H90V260L88 261ZM94 259H96V260L93 261ZM259 259H261L262 261ZM31 260H32V262H30ZM129 260H128V264H129ZM167 260H169V261H167ZM114 261L111 262V264L112 263L118 264L119 262L124 264L126 262L125 261L123 263L122 260H121L122 262L119 260H117L115 262ZM135 261H131L133 263H131V262L130 263L131 264H137V261L136 262ZM166 261H167V263H166ZM1 262H0V264H4ZM98 262H97V264H98ZM142 262H139V263L141 264ZM102 263H99V264H102ZM108 264H110V263H108ZM125 264H127V263H125ZM181 264H184V263L182 262Z\"/></svg>",
    "mask_w": 264,
    "mask_h": 264
},
{
    "label": "bare ground",
    "instance_id": "6f19581e",
    "mask_svg": "<svg viewBox=\"0 0 264 264\" xmlns=\"http://www.w3.org/2000/svg\"><path fill=\"white\" fill-rule=\"evenodd\" d=\"M2 1H3V0H1V2H2ZM197 1H198V0H197ZM197 1H196V0H6L4 3H5V6H7L6 8H9V7L11 6L10 8H12L13 10L10 9V11H13V13H12L13 15L16 13V15H14V16H16V17L13 16V18L23 19V22H21V24H24V23L27 24V22H32V23H35V25H36V24L39 23L40 25H43V26L48 25L49 27H51V28H53V29L56 28L55 25H58V26H60V25H63V26L66 25V26L71 27L72 29L77 28V27H84V30H83V29H82V30L79 29V31L81 30L82 32H81V31H80L81 33L78 32L79 35L77 34V35H78L77 38L74 37L75 40L70 39V42L72 43L71 40H73V42L76 43V41L78 42V40L85 39V41H89V40H91L93 43L96 44V43H99V42L101 41L102 38H105L106 40H111V39H112V36L114 35L113 33L116 31V27L119 26V24H126V25H127L128 23L130 24V23L136 22V25H135V26H134L133 24H130V25H133V26H130L129 24L127 25V27L129 26V28H128V31H126V33H127V32L129 33L130 31H131V32H133V30L135 31V28H137V26H138L137 23H140V24H142V23H149V24H153V25H160V24H165V23L169 22L170 20H174V22L176 23V22L179 20V19H178L179 16H180V19H181L182 21H183V19H184L183 17H181L180 12H179V15H178V17H177V13H178V11H179L180 9H182V8H184V9H185V8H189V7H191V6H192V8H193V5H194V6H197V7H200V6L203 5L202 7L205 8V6H209V4H210V0H209V1H208V0H202V1H204L203 3H201L202 1L199 0V1H200V3H199V1H198L199 5H195ZM213 1H214V0H211V2H213ZM228 1H229V2H228V3L225 2V4H228V5H229V3L231 2V6H232V3H234V2H233L232 0H231V1L228 0ZM252 1H254V0H252ZM1 2H0V4H1ZM208 2H209V3H208ZM193 3H194V4H193ZM2 4H3V2H2ZM200 4H201V5H200ZM207 4H208V5H207ZM212 4H213V3H212ZM214 4H215V1H214ZM216 5H217V3H216ZM216 5H215V6H216ZM233 5H234V4H233ZM212 6H213V5H212ZM215 6H213V7H214L213 9H215ZM226 6H227V5H226ZM202 7H200V8L202 9ZM216 7H218V5H217ZM238 7H239V6H238ZM0 8H2V7L0 6ZM192 8H189V9H190V10H193ZM200 8H199V9H200ZM204 8L202 9V11L204 10ZM220 8H221V7H220ZM220 8H218L217 10H218V11H219V10H222V8H221V9H220ZM227 8L229 9L230 6H229V7L227 6ZM232 8H233V7H232ZM184 9H183V10H184ZM194 9H195V7H194ZM211 9H212V8L210 7L209 10H211ZM3 10H4V12H6L5 9H3ZM6 10H7V9H6ZM185 10H186V9H185ZM207 10H208V8H207ZM207 10H206V11H207ZM217 10H216V12H217ZM1 11H2V9H1ZM14 11H15V12H14ZM204 11H205V10H204ZM204 11H203V12H204ZM222 11H223V10H222ZM4 12H3V13H4ZM3 13L0 12V14H3ZM201 13H202V12H201ZM9 14H11V12H10ZM192 14H193V13H192ZM197 14H198V13H197ZM204 15H205V14H204ZM3 16H4V14L1 16V18H2ZM9 16H10V15H9ZM9 16H8V13H7V16H6V17L8 18V20H9ZM191 16H192V15H191ZM193 17H194V15H193ZM10 18H12V16H10ZM13 18H12V19H13ZM194 18H195V17H194ZM194 18H193V19H194ZM216 18H218V17H216ZM244 18H245V17H244ZM12 19H10V20H12ZM177 19H178V20H177ZM188 19H190V18H188ZM227 19H228V18H227ZM232 19H233V18H232ZM245 19H246V18H245ZM185 20H186V19H185ZM185 20H184V21H185ZM0 21L2 22V20H0ZM14 21H15V20H14ZM14 21H13V25H16V24H14ZM182 21H181V22H182ZM184 21H183V23L186 22V21H185V22H184ZM187 21H190V22H191V20H187ZM194 21H195V19H194ZM194 21L192 22V24L195 23V25H196V22H197V21H196V22H194ZM224 21H225V19H224ZM1 22H0V23H1ZM7 22H8V21L5 22V26H6V23H7ZM19 22H20V21H19ZM178 22H179V21H178ZM201 22H202V21H201ZM203 22H204V21H203ZM203 22H202V23H203ZM16 23H17V22H16ZM187 23H188V22H186L185 24L187 25ZM204 23H205V22H204ZM10 24H12V23H10V21H9V25H10ZM21 24H20V25H21ZM115 24H116V26H115ZM179 24H180V23L176 24V26H174V28H176L177 25H179ZM181 24H182V23H181ZM185 24H184V25H185ZM200 24H201V23H200ZM200 24L198 23V26H199ZM211 24H212V23H211ZM7 25H8V24H7ZM13 25H12V26H13ZM20 25H19V28H18V29H20V27H22V26H20ZM29 25H30V26H29ZM29 25H26V26L29 27V28H27V30L33 28V27L31 28V25H32L31 23H29ZM112 25L115 26V27H112L113 29L110 28V26H112ZM182 25H183V24H182ZM182 25H180L179 27L181 28ZM188 25H189V24H188ZM202 25H203V24H202ZM205 25H206V24L203 25L204 28H205ZM24 26H25V25H24ZM24 26H23V28H24ZM26 26H25V28H26ZM54 26H55V27H54ZM163 26H164V25H163ZM13 27H14V26H13ZM133 27H135V28H133ZM185 27H186V26H185ZM193 27H194V26H193ZM196 27H197V25H196ZM199 27H200V26H199ZM199 27H197V29H199ZM206 27H209V26H206ZM214 27H215V26H214ZM214 27H213V28H214ZM0 28H1V27H0ZM4 28H5V27H4ZM58 28H59V27H58ZM130 28H131V29L133 28V29L130 30ZM162 28H163V27H162ZM180 28H177V29L180 30ZM186 28H188V27H186ZM218 28H220V26H219ZM48 29H49V28H48ZM114 29H115V31H114ZM117 29H118V28H117ZM177 29H173V28H172L171 30H174V31H175V30H177ZM182 29H185V28H182ZM182 29H181V31H182ZM191 29H192V28H190V32H191ZM202 29H203V27H202ZM210 29H211V26H210ZM215 29H216V30H215ZM215 29H214V31H216V33H217L218 31H220V30H218L216 27H215ZM22 30H23V29H22ZM49 30L52 31V29H49ZM55 30H56V29H55ZM111 30H113L114 32L111 31ZM124 30H125V29H124ZM126 30H127V29H126ZM129 30H130V31H129ZM179 30H178V31H179ZM186 30H187V29H186ZM204 30H205V29H204ZM217 30H218V31H217ZM0 31H1V30H0ZM3 31H7V30L4 29ZM12 31H13V30H12ZM12 31H9V32H12ZM17 31H19V30H16V29H15V31H13V33H14V32H17ZM23 31H24V30H23ZM23 31H22V33H23ZM187 31H188V30H187ZM194 31H195V29H194ZM206 31L209 33L210 30L208 31V29H206L205 31H203V32H205L204 34L207 33ZM212 31H213V30H212ZM7 32H8V31H7ZM9 32H8V33H9ZM28 32H29V31H28ZM28 32H27V33H28ZM47 32H48V30H47ZM58 32H59V31H58ZM172 32H173V31H172ZM175 32H176V31H175ZM175 32H173V33H174L173 35H175ZM1 33H2V32H1ZM49 33H50V32H49ZM53 33H54V32H53ZM69 33H70V31H68V33H66V34L64 35V39L66 38V40H67V38H68V34H69ZM75 33H76V32H75ZM176 33H177V32H176ZM178 33H180V32H178ZM181 33H182V32H181ZM183 33H184V31H183ZM183 33H182V34H183ZM185 33H186V32H185ZM191 33H193V32H191ZM218 33H219V32H218ZM218 33H217V34H218ZM247 33H248V32H247ZM2 34L5 35L6 32H5V33L3 32ZM19 34H21V29H20V33H19ZM55 34H56V33H55ZM62 34H64V33H62ZM62 34H61V35H62ZM193 34H194V33H193ZM193 34H192V37H193ZM197 34H199V36H198L199 38H200L201 36H202L201 38H204V37H203L204 34L201 35L200 33H197V32L195 31V36H197ZM209 34H210V33H209ZM209 34H208V39H209ZM219 34H220V33H219ZM47 35H48V34H47ZM49 35H50V34H49ZM49 35H48V36H49ZM75 35H76V34H75ZM116 35H117V34H116ZM171 35H172V34H171ZM171 35H169V36L171 37ZM179 35H180V34H179ZM215 35H216V34L213 33V37H214ZM0 36H1L0 38H1V40H2V37H3V36H2V35H0ZM6 36H7V35H6ZM54 36H56V35H54ZM62 36H63V35H62ZM128 36H129V35H128ZM189 36H191L190 33H189V35H187V37H189ZM195 36H194V37H195ZM239 36H240V35H239ZM46 37H47V36H46ZM46 37H45V38H46ZM56 37H57V36H56ZM125 37H127V36L124 35V36H123V39H124ZM183 37H184V36H183ZM47 38H48V37H47ZM49 38H51V36H50ZM57 38H58V37H57ZM72 38H73V37H72ZM121 38H122V36H121ZM201 38H200V40H202ZM7 39H9V38L7 37ZM76 39H77V40H76ZM86 39H87V40H86ZM105 39H103V40H104V43H105V41H106ZM185 39H186V38H185ZM206 39H207V38H206ZM208 39H207V40H208ZM238 39H239V37H238ZM4 40H6V39L4 38L3 41H4ZM9 40H10L11 42H9ZM9 40H8L9 43L5 41V43H8L7 45L13 44V41L16 40V39H9ZM34 40H35V39H34ZM45 40H46V39H45ZM45 40H44V43H45ZM47 40H49V39H47ZM66 40H64L63 42H66ZM196 40H197V38H196L194 41H196ZM203 40H204V39H203ZM207 40H206V41H207ZM67 41L69 42V39H68ZM211 41H212V39H211ZM1 42H2V41H1ZM38 42H39V41H38ZM63 42H62V43L56 42V43H54L55 45H53V48L50 47V46H51V45H50V46H46L45 49H44V47L42 48V46L40 45V43H38V47L41 46V49L39 48L38 50H42V49H44V50H42L41 52H40V51H39V52H40V53L43 52L45 56H46V55L48 56L49 53H53L54 55L50 54V56H51V57H50V58H51V61H52V57L57 58V59H58L57 61L60 62V63H62V60H63V62H65V61L67 62V61L69 60V63H67V65L69 64V66H71L74 62H76V61L78 60V57L75 56V57H77V59H76L74 62L72 61V64L70 65V63H71V62H70L71 59L74 58V57H71V56H73V55L76 54V53L71 54V55H66V58H70V57H71V59H68V60H67V59L64 58L65 60H64V59L61 60V58H63V57H64L63 55L66 54V53H64V51L66 52V50H63V48H64V47H63L64 44H65V46L67 47V48H66V49H67V52H68V50H69L68 53H70V52L72 53V48H73V47L70 48V46H72V45L74 46V44L71 45V43H70V44L67 43V44L69 45V46H68V45H66V43H63ZM161 42H162V41H161ZM161 42H160V46H159V47H162V46H161V45H162ZM197 42H198V41H197ZM212 42H213V41H212ZM215 42H216V41H215ZM57 43H58V44H61V45H59V48H61V49H60L61 52L58 51V50H59L58 48H54L55 46L58 45ZM1 44H3V42H2ZM56 44H57V45H56ZM62 44H63V46H62ZM84 44H85V43H84ZM89 44H91V46H93L92 43H89ZM89 44H88V45H89ZM100 44H101V46H103V45H102L103 42L100 43ZM100 44H99V45H100ZM206 44H207V43H206ZM208 44H209V43H208ZM5 45H6V44H5ZM42 45H43V44H42ZM75 45H78V46H79L80 44H75ZM104 45H105V44H104ZM107 45H108V44H107ZM0 46H1V45H0ZM11 46H12V45H11ZM13 46H14V45H13ZM13 46H12V49L15 48V47H13ZM60 46H61V47H60ZM85 46H87V43H86ZM91 46H88V49H89V48L92 49ZM94 46H96V45H94ZM97 46H98V45H97ZM192 46H193V45H192ZM1 47H2V46H1ZM3 47H4V46H3ZM47 47L50 48V49H46ZM62 47H63V48H62ZM68 47H69V48H68ZM76 47H77V46H76ZM80 47H81V46H79V49L77 48L78 51L76 50V52H78V54H79V52H81V51H79V50L81 49ZM163 47H164V45H163ZM163 47H162V48H163ZM6 48H7V47H6ZM16 48H17V47H16ZM18 48H19V47H18ZM107 48H108V47H107ZM4 49H5V48H4ZM4 49H3V51L6 50V49H5V50H4ZM12 49H11V50H12ZM70 49H71V51H70ZM74 49H75V48H74ZM74 49H73V51H74ZM90 49H89V52H90ZM103 49H104V48H103ZM103 49H102L101 51H104ZM110 49H111V48H109L108 50H110ZM160 49H161V48H160ZM160 49H159V50H160ZM0 50H1V49H0ZM9 50H10V48L7 49L6 52H7V53H10V54H11V52H12V53L14 52L13 50H12V51L10 50V52H8ZM62 50H63V51H62ZM81 50H82V49H81ZM94 50H95V49H94ZM159 50H158L157 52H159ZM3 51H2L1 53H3ZM92 51H93V50H92ZM92 51H91V52H92ZM105 51L107 52L106 48H105ZM105 51H104V52H105ZM17 52L21 55V53H20L21 50H20V51L18 50V51H16L15 53L18 54ZM58 52H60L61 54L63 53V54L60 55V53H58ZM74 52H75V51H74ZM87 52H88V50H87ZM87 52L84 51L85 55L81 52L82 55H83V58H86V56L88 57V55L86 54ZM91 52H90V53H91ZM7 53H6V54H7ZM46 53H48V54H46ZM56 53H57L58 55L55 56ZM109 53H110V52H109ZM112 53H113V52H112ZM6 54H1L0 56L5 55V57H3V58H6V57L8 56V55L6 56ZM10 54H9V56H10ZM13 54H14V53H13ZM13 54H11V57H10V58L13 57V56H12ZM88 54H89V53H88ZM93 54H94V52H93ZM100 54H101V53H100ZM100 54H99V55H100ZM103 54H104V53H103ZM103 54H102L101 56H103ZM107 54H108V53H107ZM113 54H114V53H113ZM14 55H15V54H14ZM23 55H24V54H23ZM80 55H81V54H80ZM82 55L80 56L81 58L78 60V62L81 61V59H82ZM47 56H46V61H47L46 63H48V61H49V58L47 59ZM57 56H58V57H57ZM59 56H61V58H60ZM67 56H69V57H67ZM84 56H85V57H84ZM48 57H49V56H48ZM89 57H90L91 59L89 58V60H86V61H88V64H90V63H92L94 60H96V59H94V58H97V61H98V57H99V56L97 55V57H96V56L92 55V57H91V56H89ZM106 57H107V55H106L105 57L103 56V59H105ZM1 58H2V57H1ZM7 58H8V57H7ZM14 58L17 59L18 57H17V56H14ZM40 58L43 59V61H44V62H42V60H41V62H42L41 64H44V63H45V59L43 58V56H42V57L39 56V59H38V57H37V59H38V60L36 59V60H37V63L39 62ZM59 58H60V59H59ZM100 58L102 59V57H100ZM100 58H99V60H100ZM53 59H54V58H53ZM74 59H75V58H74ZM92 59H93V60H92ZM106 59L109 60V58H106ZM111 59H112V58L110 57V60H111ZM0 60H1V59H0ZM55 60H56V59H54L53 61H55ZM60 60H61V61H60ZM91 60H92V61H91ZM110 60H109V61H110ZM57 61H55V62L52 63L53 66H55L54 63H56ZM90 61H91V62H90ZM103 61H104V60H103ZM34 62H35V60H34ZM58 62H57V64H58ZM78 62H77V63H78ZM89 62H90V63H89ZM94 62H95V61H94ZM111 62L113 63V61H110V63L108 62L110 65H108V64L106 63V60H105L104 63H101V62H100V65H101V64H105V67L108 65V66L106 67V69H107L106 72H107V73H109V71H110V70H109V69H110L109 67H111V64H112ZM11 63H12V62H10V64L7 63V64H4V65H6V66H7V65H10V67L15 68V65H13V66H14V67H13V66H11ZM37 63H36L37 66H34L35 64L32 63L33 66L35 67V69H36V67H37V69H39V68H41V66H42V67L44 66L43 68H45V66H46V63H45V65H41L40 63H39V64H37ZM60 63H59V64H60ZM77 63H76V64H77ZM85 63H87V62H85ZM85 63H84V65H85L84 68L87 67ZM32 64H31V65H32ZM52 64L49 63V65H47L49 71H50V69H51V70L53 69V67H52V68H51V67L49 68V66H52ZM65 64H66V63H65ZM106 64H107V65H106ZM31 65H30L29 67H32ZM38 65H39V66L41 65V66L38 67ZM63 65H64V63L60 64V65H59L60 68H58V65H56L57 68H58V71H57V72H60L59 69L62 70V72L64 71L63 69H65V68H66V70H67L68 67H66V65H65V66H63ZM90 65H91V64H90ZM93 65H94V63H93ZM93 65H92V66H93ZM155 65H156V64H155ZM157 65H158V64H157ZM2 66H3V65H2ZM82 66H83V65H82ZM82 66H81L80 68H82ZM92 66H91L90 68H93V67H94V66H93V67H92ZM95 66L98 67V66H99V63H98V64L96 63ZM103 66H104V65H103ZM112 66H113V64H112ZM159 66L161 67L162 64L160 65V63H159L158 67H159ZM0 67H1V66H0ZM8 67H9V66H8ZM61 67H62V68H61ZM99 67H100V66H99ZM99 67H98V69L100 70ZM101 67H102V66H101ZM3 68H4V67H3ZM3 68H2V69H3ZM90 68H89V70H90ZM94 68H95V67H94ZM94 68H93V69H94ZM112 68H113V67H111V70L113 71ZM155 68H156V67H155ZM161 68H163V67H161ZM5 69H7V68H5ZM5 69H4V70H5ZM33 69H34V68H33ZM33 69H32V70H33ZM96 69H97V68H95V70H96ZM101 69H102V68H101ZM156 69H157V68H156ZM159 69H160V68H159ZM159 69H158V70H159ZM4 70H2V71H4ZM8 70L10 71L11 69H8ZM8 70H7V71H8ZM15 70H16V69H15ZM41 70H42V69H41ZM41 70H40V72H42L41 74H43V75H44V73H46L47 76H50V75H51L50 72H51V73L54 72V74H57V72H55L56 69H54L55 71L52 70V71H50V72L46 69L47 72H49V75H48V73H47L45 70H44L45 72H44V71H41ZM66 70H65L64 72H66ZM82 70L85 71V69H81V71H82ZM89 70H87L88 73H90V71H91V70H90V71H89ZM103 70H104V72H105V68H104V67H103ZM87 71H86V72H87ZM92 71H93V70H92ZM159 71H160V70H159ZM159 71H158V72H159ZM5 72H6V70H5ZM43 72H44V73H43ZM62 72H61V73H62ZM93 72H94V77H95V75L97 74L98 71H96V73H95V71H93ZM101 72H102V70H101ZM101 72H98V73H101ZM104 72H103V74L101 73V75H100V74H97L96 77L98 78V75H100V76H102V75H106L107 73L105 74ZM161 72H162V69H161ZM10 73H11V71H10ZM12 73H13V72H12ZM35 73H36V72H35ZM80 73H81L80 71L77 72L76 77H77V75H78V77H80V76H79ZM88 73H87V77H88ZM163 73H164V72H163ZM14 74H15V73H14ZM38 74H39V73L37 72V74H34V75L37 76ZM41 74H39V75H41ZM54 74H52V75H54ZM59 74H60V73H59ZM59 74H57V75H59ZM161 74H162V73H161ZM15 75H16V74H15ZM57 75H55V78H56ZM74 75H75V74H74ZM83 75H86V73L84 72V74H82V76L80 77V79H82ZM89 75H90V74H89ZM92 75H93V73H92ZM159 75H160V74H159ZM1 76H2V73H1ZM13 76H14V75H13ZM20 76H21V75L18 76V74L16 75L17 78L20 77ZM36 76H35V77H36ZM59 76H60V75H59ZM62 76H64V73H62ZM68 76L70 77V75H68ZM100 76H99V77H100ZM106 76H107V75H106ZM106 76L103 77V79L100 77L102 80H101L100 78H98V79L101 80V82H102V81L104 80V78H105V83H104V81H103L104 84L99 83L100 80L97 81L98 83H97L96 80H95V82H96L98 85H99V84L102 85V87H103L104 89H105V87H104L103 85H105V86L107 87V86H108L107 84L110 82V81H109V78H110V77H106ZM108 76H109V74H108ZM113 76H114V75H113ZM16 77H15V80H16ZM35 77H34V78H35ZM42 77H46V76H45V75H44V76L41 75V76H40L41 81H43V82H45V83L47 84V83H49L48 81H50V79H51L52 83H51V82L49 83V84H51L50 86L52 87V85H54V84H55V86L52 87V89L48 90L49 87H50L49 84H48V88H47V89L44 88L45 90H43L42 88H43V87H47V86H44V83H42V84H43V86H42V84H41L42 87L39 86L38 88H36V84H38V83H33V84H31V83H32V82H36V81L39 79V76H37L38 79H37L36 81L33 80L34 78L32 79V81H30L31 78H30V79L28 78V82L30 81V83L26 82L27 85H29V87H32V86H30V85H34L33 87H35V88L32 87V88H33L32 93H33V94L36 93V94H34V98H33V96H32L33 100L36 99V98H38V97L43 98V97H44V95H43V97H42V93H43V91H44L45 94H47L48 91L53 90V91H52V94H54V89H53V88L56 87L55 90H57V87H58L57 85H62V84H63V83L61 84V81L56 80V79H54V78H51V76H50V78H47V77H46V78H47L46 80H48L47 82L44 81L45 78L42 79ZM60 77H61V76H60ZM84 77H85V76H84ZM87 77H86V79L88 80L89 85H90V80H89ZM92 77H93V76H92ZM57 78H59V77L57 76ZM90 78H91V77H90ZM97 78H96V79H97ZM12 79H13V78H12ZM52 79H53V80H52ZM59 79H64V78L61 77V78H59ZM66 79H67V78H65V81H66ZM84 79H85V78H84ZM86 79H85V80H81V81H84V83H85V81L87 82ZM98 79H97V80H98ZM106 79H108L109 82H108ZM39 80H40V79H39ZM54 80H56V82L59 81L60 84H59L58 82L56 83ZM67 80H68V79H67ZM70 80H71V79H70ZM70 80H68L67 83H68V82H71ZM91 80H92V79H91ZM41 81H40V83H41ZM53 81H54L55 83H54ZM112 81H113V79H112ZM13 82H14V80H13ZM13 82H12V84L16 86V84H14V83H16V82H14V83H13ZM37 82H38V81H37ZM62 82H64V80H62ZM78 82H79V83H78ZM88 82H87V83H88ZM93 82H94V79H93ZM95 82H94V83H95ZM169 82H170V81H169ZM84 83L82 82L81 84H84ZM106 83H107V84H106ZM110 83H111V82H110ZM179 83H182V82H179ZM56 84H57V85H56ZM64 84L66 85V87H62V86H60L61 91H60V88H58V89H59L58 91H60V93H61V92H64L63 90H65V92H66V89H67V91H68L67 94H69V93H70V92H69L70 90H69L68 88H70V86H71L72 84L69 85V84H66V82H64ZM74 84H75V83H74ZM78 84H79V85H78ZM91 84H92V83H91ZM111 84H112V83H111ZM111 84H109V86H111ZM167 84H168V83H167ZM38 85H40V84H38ZM65 85H64V86H65ZM77 85H78V86H77ZM85 85H86V83H85L84 85H82V88H85L86 86H89L88 84H87L86 86H85ZM93 85H95V84H93ZM93 85H92V87H91V85H90V89L93 88ZM98 85H96L95 87L97 88ZM100 85H99V86H100ZM180 85H181V84H180ZM182 85H183V84H182ZM15 86H14V88H15ZM67 86H68V87H67ZM79 86H81V85H80V81H77V83L75 84V87H79ZM29 87H28V88H29ZM51 87H50V88H51ZM102 87H101V88H102ZM16 88H17V87H16ZM28 88H26V89H27V92H29L28 95H29L30 100H32V98H31V96H30L31 93H30V91H29L30 89L28 90ZM62 88H64V89L62 90ZM79 88H80V87H79ZM82 88H81V91H80L81 93L79 92L81 95H79L78 92H77V94H78V95H77V94L73 91V89L71 88V89H72V92L74 93L73 96H75V97H76V95H77V96H82L83 94L85 95V92L88 93V94H91V93H92L91 96L94 94V93H93V92H94L93 90H95V88H93V90H92L93 92H91L90 89H88V87H87V89H88L91 93L87 92V89H86V91H85V89H83V93H82ZM103 88H102V89H103ZM178 88H179V87H178ZM0 89H1V88H0ZM35 89H36V91L34 92ZM38 89H39V90H38ZM40 89H42V90H40ZM102 89H101V90H102ZM104 89H103V90H104ZM108 89H109V87H108ZM108 89L106 88L107 91H108ZM37 90H38V91H37ZM46 90H47V93L45 92ZM98 90H99V89H98ZM98 90H97V91H98ZM106 90H105V91H106ZM13 91H16V90L14 89ZM39 91H41V95H40V96L37 95V94H40ZM58 91H57V93H56V91H55V94L59 95L60 99H62L61 96L64 97L63 94H65V93H62L61 96H60V93H58ZM75 91H76V89H75ZM105 91H104V92H105ZM107 91H106V92H107ZM3 93H4V91H3ZM44 93H43V94H44ZM49 94H51V92H49L48 95H49ZM67 94H66V96H67ZM71 94H72V93H71ZM102 94H104L103 91H102ZM102 94H101V95H102ZM57 95H56V96H57ZM86 95H87V94H86ZM86 95H85V97H86ZM94 95H96V97H97V94H94ZM36 96H37V97H36ZM51 96H52V95H51ZM54 96H55V95H54ZM88 96H89V95H88ZM16 97H17V96H16ZM46 97H47V95H46ZM46 97H45V99L48 98V97H47V98H46ZM49 97H50V96H49ZM96 97H93V98H96ZM19 98H20V95L18 94V98H17V100H19ZM29 98H28V99H29ZM40 98L38 99L39 101H40ZM50 98H51V97H50ZM50 98H48V99H50ZM54 98H55V100L58 99V98H56V97H54ZM64 98H65V97H64ZM86 98H87V97H86ZM91 98H92V97H91ZM91 98H90V99L88 98V99L91 100ZM178 98H179V97H178ZM48 99H47V100H48ZM60 99H58V100H56V101H54V102L56 103V102H58ZM33 100H32V101H33ZM38 100H36V101L34 100L33 102H35V104H36V102H37ZM47 100H45V102H46L45 104H48L47 102H48L49 100H48V101H47ZM63 100H65V101H63ZM63 100H62V102L59 101L60 104H62L61 106H60L59 104H54V102H53L52 105H55L56 107H55V108H51V107H53V106H50L49 108H50L51 110H52V109L57 110L58 107L61 108V107L64 106V107H63V108H64L63 111H64V110H65V106L67 105L66 103L64 104V102H66L67 100H66V99H63ZM83 100L86 101L85 98H83ZM89 100H88V102H90ZM94 100H95V99H93V101H94ZM39 101H38V102H39ZM93 101H91V102H93ZM178 101H179V100H178ZM59 102H58V103H59ZM86 102H87V101H86ZM88 102H87V103H88ZM179 102H180V101H179ZM4 103H5V102H4ZM19 103H20V101H19ZM43 103H44V102H43ZM84 103H85V102H84ZM93 103H94V102H93ZM93 103H91V104H93ZM35 104H33V106H32L33 108H34L37 104H38V106H36L35 108H41V106H39V105L42 104V101H40V103H37L36 105H35ZM63 104H64V105H63ZM85 104H86V103H85ZM85 104H83V105H85ZM57 105H59V106L57 107ZM86 105H87V104H86ZM43 106H45V108H44V110H45L47 106H46V105H43ZM43 106H42V107H43ZM89 106H90V105H89ZM32 107H31V111H29L30 114L27 113V114L30 115V116H32V114H33V113L31 114V112H32V110H33ZM35 108H34V110L37 111V109H35ZM49 108L47 109V112H45L46 114H47L48 112H53V111H54V110H53V111L49 110ZM79 108H84V106H83V107L79 106ZM79 108L77 107V109H79ZM41 109H43V108H41ZM66 109H67V107H66ZM86 109H87V108H84V110H86ZM108 109H109V108H108ZM110 109H111V108H110ZM48 110H49V111H48ZM58 110H59V108H58ZM75 110H76V109H75ZM75 110H74V112L76 113ZM35 111H33V112L35 113ZM40 111H41V110H40ZM61 111H62V108H61ZM66 111H67V110H66ZM72 111H73V110H72ZM81 111H82V110H81ZM107 111H110V110H107ZM38 112H39V110H38ZM58 112H59V111H58ZM74 112H72V113L75 114ZM79 112H80V111H79ZM84 112H85V111H84ZM39 113H40V112H39ZM39 113H37V114H39ZM43 113H44V112H43ZM43 113H41V114H43ZM45 113H44V114H45ZM55 113H57V111H56ZM85 113H86V112H85ZM108 113L110 114L111 112H108ZM108 113H107V115H106V113H105L106 116H104V117H107V116H108ZM35 114H36V113H35ZM37 114H36V115L33 114L34 116H36V118L33 116V117H34V118H33V119H34L33 121H37L36 119H40V118L37 117ZM46 114H45V115H46ZM48 114H49V113H48ZM77 114H78V113H77ZM2 115H3V114H2ZM49 115H50V114H49ZM42 116H43V115H42ZM42 116H41V117H42ZM47 116H48V115H47ZM51 116L54 117V112L51 113V115L48 116V117L51 118ZM55 116H57V115H55ZM71 116H73V115L71 114ZM81 116H83V113H82ZM111 116H112V113H111ZM18 117H19V116H18ZM28 117H29V116H28ZM44 117H46V116H43V118L40 119V125L43 123V121H44L43 119H46V118H44ZM53 117H52V118H53ZM68 117H70V115L66 116V119H69L68 121H70V118H68ZM73 117H75V116H73ZM73 117H72V118H73ZM104 117H103V118H104ZM50 118H47V119L50 120ZM80 118H81V117H80ZM103 118H102V119H103ZM109 118H110V115H109ZM30 119H31V117H30ZM66 119H64V120L66 121ZM82 119H83V118H82ZM82 119H81V120H82ZM105 119L108 120V118H105ZM111 119H112V118H111ZM41 120H43V121H41ZM55 120H56V119H55ZM64 120H63V121H64ZM30 121H32V120H30ZM33 121H32V122H33ZM46 121H48V120H46ZM65 121H64V122H65ZM68 121H67V122H68ZM73 121L75 122V120H73ZM84 121H85V120H84ZM109 121H110V120H109ZM32 122H31V123H32ZM37 122H38V121H37ZM37 122H33V125H35L36 127H37V124H36ZM64 122H61V123H60L62 126L59 124V125L61 126V128H64V133H63L62 130H59V129H61L59 125H58V128L56 127V128L53 129V127H52L53 131H52L51 127L48 125L49 127L46 126V127H47L46 129L49 128V129H48V130H49V134H48L47 136L49 137L51 131L54 132V133H55V132H57V133L60 132L61 136H62V134H65L66 127H67L66 124L68 125L69 122L66 123V124H64ZM78 122H80V121H78ZM81 122H82V121H81ZM112 122H113V121H112ZM209 122H211V121H209ZM212 122H213V121H212ZM31 123H30V125H32ZM34 123H35V124H34ZM62 123H63V124H62ZM71 123H72V122H71ZM76 123H77V122H76ZM158 124H160V123H158ZM158 124L155 125V126H152V127L149 129L148 140H149V143H150V144H154V143H156V145H157V144H161L160 141H161V139H162V137H163V135H164V130H165V129L163 128V126H160V125H158ZM33 125H32V126H33ZM44 125H47V124L44 123ZM44 125H43V126H44ZM52 125H53V124H52ZM63 125H64V126H63ZM72 125L76 126L77 124H76V125H75V124H71V125H68V126H72ZM81 125H82V124H81ZM108 125H109V124H108ZM209 125H210V123H209ZM215 125H216V124H215ZM215 125H214V127H215ZM32 126H31V127H32ZM43 126H42V127H43ZM99 126H100V125H99ZM99 126H98V127H99ZM248 126H249V125H247V128H246L247 131H246V132H249L248 129H249L250 127H248ZM44 127H45V126H44ZM96 127H97V126H96ZM104 127H105V126H104ZM211 127L213 128V126H211ZM6 128H7V127H6ZM32 128H33V127H32ZM67 128H68V127H67ZM109 128L111 129L112 127H109ZM209 128H210V127H209ZM215 128H216V127H215ZM215 128H214V129H215ZM241 128H242V127H241ZM8 129H10V126H8ZM15 129H16V128H15ZM41 129H42V128H41ZM50 129H51V130H50ZM55 129H56V130H55ZM69 129H70V127L68 128V130H69ZM72 129H74V128H72ZM102 129H103V128H102ZM102 129H101V130H102ZM110 129H109V130H110ZM242 129H243V128H242ZM250 129H251V128H250ZM250 129H249V130H250ZM35 130H36V128L34 127V133L37 131V130H36V131H35ZM44 130H45V129H43V132L40 130L41 132L39 131V133H41V134L43 133V134H44ZM68 130H67V131H68ZM78 130H79V129H78ZM104 130H106V129H104ZM109 130H108V131H109ZM16 131H17V130H16ZM58 131H59V132H58ZM69 131H71V130H69ZM94 131H95V130H94ZM97 131H98V129H97ZM110 131H111V130H110ZM235 131H236V132H235ZM237 131H238V130H234V133H237ZM46 132H48V131H46ZM46 132H45V136H46ZM61 132H62V133H61ZM98 132H99V131H98ZM240 132H243V133H244L243 130H241ZM250 132H251V131H250ZM34 133H33V134H34ZM39 133H37V134H39ZM54 133H53V134H54ZM92 133H93V131H92ZM92 133H90V134H92ZM96 133H97V132H96ZM101 133H102V132H101ZM106 133H107V132H106ZM109 133H111V132H109ZM243 133H242L241 136L244 135ZM33 134H32V136H34ZM68 134H69V133H68ZM88 134H89V133H88ZM90 134H89V135H90ZM93 134H94V133H93ZM102 134H103V136H104V133H102ZM228 134H229V133H228ZM230 134H231V132H230ZM240 134H241V133H240ZM246 134H247V133H246ZM246 134H245V135H246ZM16 135H17V133H16ZM65 135H66V134H65ZM94 135L96 136V135H98V134H94ZM51 136H53V135H51ZM91 136H92V135H91ZM109 136H110V135H109ZM231 136H232V135H231ZM15 137H16V136H15ZM15 137H14V138H15ZM17 137L20 138V134H19V136H17ZM22 137H23V136H22ZM39 137H40V135H39ZM54 137H55V136L50 137V138H54ZM62 137H63V136H62ZM93 137H94V136H93ZM106 137H108V136L106 135ZM111 137H112V136H111ZM19 138H17V140H18ZM46 138H47V137H46ZM56 138H57V137H56ZM56 138H54V139H56ZM59 138H60V136H59ZM86 138H87V137H86ZM86 138H84V139L87 140ZM95 138H96V137H95ZM224 138H225V137H224ZM20 139H21V138H20ZM20 139H19V141H18L17 143H16V140H15V143H16L17 145H18V143H20ZM22 139H23V138H22ZM104 139H105V138H104ZM106 139H110V140H111V138H109V137L106 138ZM24 140H25V139H24ZM24 140H23V141H24ZM28 140H29V139H28ZM28 140H27V141H28ZM92 140H94V139L92 138ZM96 140H97V139H95V141H96ZM99 140H100V139H99ZM238 140H240V139H238ZM21 141H22V140H21ZM95 141H94V143H95ZM102 141H103V140H102ZM102 141H101V142H102ZM240 141H241V140H240ZM248 141H249V140H248ZM2 142H4V141L2 140ZM81 142H82V141H81ZM91 142H93V141L90 140V143H89V140H88V143H89V144H91ZM96 142H97V141H96ZM99 142H100V141H99ZM103 142H104V141H103ZM105 142H106V141H105ZM105 142H104V144L108 143V142H106V143H105ZM111 142H112V141H111ZM237 142H238V141H237ZM241 142H242V141H241ZM22 143H23V142H21L18 146H20ZM24 143H25V141H24ZM226 143H227V142H226ZM238 143H240V142H238ZM80 144H81V143H80ZM80 144H79V145H80ZM84 144L86 145V142H85V141H84ZM84 144H83V145H84ZM104 144H103V145H104ZM17 145H14V147H15V153H16V151H18V149H19V148L17 147ZM23 145H24V144H23ZM23 145H22V146H23ZM33 145H34V144H33ZM79 145H78V147H80ZM101 145H102V144H101ZM34 146H35V145H34ZM104 146H105V145H104ZM109 146H110V145H107V147H109ZM16 147H17L18 149H16ZM74 147H75V146H74ZM76 147H77V145H76ZM86 147H87V146H86ZM105 147H106V146H105ZM105 147H103V150H104ZM109 148H110V147H109ZM200 148H201V146H200ZM35 149H36V148H35ZM77 149H78V148H77ZM80 149H81V147H80ZM93 149H94V146H93ZM101 149H102V148H101ZM110 149H112V148H110ZM110 149H108L109 152H111ZM22 150H23V148H22ZM22 150H21V149L19 150L20 153H22ZM72 150H73V149H72ZM88 150H89V149H88ZM106 150H107V149H106ZM201 150H202V148H201ZM203 150H204V149H203ZM24 151H26V150H24ZM70 152H72V151L70 150ZM82 152H83V151H82ZM93 152H94V151H93ZM95 152H96V151H95ZM100 152H101V151H100ZM100 152H99V150H98V153H97L98 156H99V154H101ZM102 152H103V151H102ZM104 152H105V150H104ZM0 153H1V152H0ZM65 153H66V152H65ZM86 153H87V152H86ZM9 154H10V153H9ZM23 154H24V153H23ZM23 154H21V156H24ZM79 154H80V152H79ZM105 154H107V153L105 152ZM38 155H39V154H38ZM81 155H82V154H81ZM11 156H12V155H11ZM74 156H75V155H74ZM76 156H78V155H76ZM100 156L102 157L103 154H101ZM83 157H84V156H83ZM88 157H89V154H88ZM90 157H91V156H90ZM90 157H89V158H90ZM92 157H93V156H92ZM103 157H104V156H103ZM0 158H1V157H0ZM5 158H6V157H5ZM15 158H16V157H15ZM22 158H24V157H21L20 160H22ZM25 158H26V157H25ZM27 158H28V157H27ZM71 158H72V157H71ZM75 158H76V157H75ZM89 158H88V159H89ZM104 158H105V157H104ZM106 158H108V155H107ZM158 158H159V157H158ZM165 158H166V156L161 157V159H160V158L158 159V160H159L158 162H159V163H162V165L160 164L161 166H163L164 164L166 165V163H167V164L169 163V162H166V161H165ZM226 158H227L226 161H229V160H228L229 156L226 157ZM69 159H70V157H69ZM78 159H80V158L78 157ZM82 159H83V158H82ZM99 159L104 161V159H102V158H100V157H99ZM166 159H167V158H166ZM72 160H73V158H72ZM86 160H87V159H86ZM95 160H97L98 163L103 162V161L98 160L97 157H96ZM105 160H108V159H105ZM25 161H26V160H25ZM27 161H29V160H27ZM79 161H80V160H79ZM90 161H91V160H90ZM90 161L87 162V163L91 164ZM99 161H100V162H99ZM167 161H168V159H167ZM4 162L6 163L5 160H4ZM21 162H22V161H21ZM23 162H24V161H23ZM29 162H30V161H29ZM29 162H28L27 165H29ZM69 162H70V161H69ZM73 162H74V161H73ZM76 162H77V160H76ZM158 162H157V163H158ZM165 162H166V163H165ZM2 163H3V161L1 162L0 165H3ZM5 163H4V165H5ZM66 163H68V162H64V163L61 162L60 164H61V165H63V164L66 165ZM78 163H79V162H78ZM87 163L84 162L83 164L87 165ZM96 163H97V162H96ZM96 163H95V164H96ZM98 163H97L96 165H98ZM104 163H105V162H104ZM104 163H103V164H104ZM106 163H107V161H106ZM106 163H105V164H106ZM108 163H109V160H108ZM110 163H112V162H110ZM30 164H31V163H30ZM60 164H58V166H59ZM68 164H69V163H68ZM70 164H71V163H70ZM74 164H75V163H74ZM79 164H80V163H79ZM79 164H77V165H79ZM81 164H82V163H81ZM81 164H80V165H81ZM89 164H88V165H89ZM22 165H23V164H22ZM24 165H25V164H24ZM24 165H23V168H24ZM61 165H60L59 167H61ZM65 165L62 166V167H65ZM75 165H76V164H75ZM93 165H94V164H92V166H91V165H89V166H91L92 168H94ZM106 165H107V164H106ZM227 165H228V164H227ZM227 165H226V166H227ZM25 166H26V165H25ZM29 166H30V165H29ZM29 166L27 167V169L29 168ZM70 166H72V165H70ZM89 166H88V167H89ZM94 166H95V165H94ZM98 166H102V164H100V165H98ZM109 166H110V165H109ZM111 166H112V165H111ZM158 166H159V165H158ZM67 167H69V166H67ZM76 167H78V166H76ZM79 167H81V166H79ZM88 167H87V168H88ZM95 167H96V166H95ZM163 167H164V166H163ZM71 168H72V167H71ZM74 168H75V167H74ZM74 168H72V170H78V169H79V168H77V169H74ZM81 168H83V167H81ZM98 168H99V170H98L97 168H96V169H97V171H98L99 173H98V174L96 173V174H97L99 177L94 178V179H99V178H100V182H101V181H102V182L104 181L105 186H109V185L112 184L114 181H115V182L117 181V180H116V178H117L116 173L112 172V170H111L109 167H108V168H109L110 170H108V168H106V167H105V168H104V167H98ZM112 168H113V167H112ZM161 168H162V167L159 166V169H161ZM225 168H226V167H225ZM9 169H10V168H9ZM24 169H25V168H24ZM84 169H85V168H84ZM89 169H91V168L89 167ZM89 169H88V170L86 169V170L89 171ZM94 169H95V168H94ZM115 169H116V168H115ZM118 169H119V168H118ZM120 169H121V168H120ZM152 169H153V168H152ZM159 169L157 168V170H159ZM164 169H165V170H166V169L169 170V167H164ZM170 169L172 170L171 167H170ZM65 170H68V169L66 168ZM72 170H69V171L71 172ZM80 170H81V169H80ZM80 170H78V171H80ZM86 170H84V171L87 172ZM91 170H92V169H91ZM121 170H122V169H121ZM155 170H156V169H155ZM220 170H221V168H220ZM26 171H28V170H26ZM31 171H32V170H31ZM60 171H62V170H60ZM69 171H68V172H69ZM97 171L95 170V171L93 172V170H92V173L95 174V172H97ZM179 171L181 172L182 170L179 169ZM183 171H185L184 168H183ZM224 171H226V170H224ZM0 172H2V171H0ZM3 172H5V169H4ZM32 172H33V171H32ZM64 172H65V171H64ZM64 172H63V173H64ZM70 172H69V174H68L67 176H69L70 174H72V173H70ZM72 172H73V171H72ZM74 172H75V171H74ZM81 172L83 173V171H81ZM109 172H110V173H109ZM111 172H112V173H111ZM162 172H164V171H162ZM170 172H171V171H170ZM63 173H62V174H63ZM82 173H81V174H82ZM90 173H91V171L89 172V174H90ZM113 173H114V174H113ZM164 173H167V172L165 171ZM171 173H173V172H171ZM260 173H261V172H259V174H260ZM3 174H4V173H3ZM8 174H10V173H8ZM29 174H30V173H29ZM60 174H61V172H60ZM66 174H67V172H66ZM73 174H74V173H73ZM78 174H80V172H79ZM81 174H80V175H81ZM83 174H85V173H83ZM86 174H88V173H86ZM86 174H85V179H86ZM89 174H88V175H89ZM93 174H92V175L90 174V175L93 177V176H94ZM96 174H95V176H97ZM118 174H119V173H118ZM118 174H117V175H118ZM189 174H190V173H189ZM247 174H248V173H247ZM247 174H246V175H247ZM263 174H264V171H263ZM263 174H261V175H263ZM5 175H6V174H5ZM30 175H31V174H30ZM74 175H75V174H74ZM90 175H89V176H90ZM123 175H124V174H122V176H123ZM166 175H168V173H167ZM166 175H165L164 179L166 178ZM169 175H170V174H169ZM246 175H245V176H246ZM253 175H254V174H253ZM255 175H258V173H257V174L255 173ZM255 175H254V176H255ZM261 175H259V176L261 177ZM8 176H9V175H8ZM8 176H6L7 179H8ZM72 176H73V175H72ZM89 176H88L87 179H89V181L92 182L91 180H92L93 178L91 177L92 179H90ZM95 176H94V177H95ZM122 176H121V178H122ZM245 176H244L243 178H244V179L246 178V179H245V180L243 179V180H244L245 182H246V181H247V182L244 183V181H243V182L241 183V181H240V183H238L239 181L237 180V181H236L237 184L234 183L236 186L238 185V187H237L236 189H238L237 191H239V189H240V192H242V193H243L245 190L250 191V194H252V195H249V196H252V197L254 196V197H256V200L253 199V200H252V203H250L251 200L249 199L250 201H249V202L247 201L246 203H249V205H251V206H250V208H248V209L245 210L246 206H245V205H244L245 207L242 206V205L244 204L243 198H242V200H241V197H244V196H242V195H240L241 197H240V196H236V194H237L238 192L235 191V192H237V193H236L235 195H232V196H234V197H240V200H241V201L238 199L237 201L230 203V202H231L230 199L232 198V196H231L230 199L227 198V199L229 200V203H230L228 206H227V204H225V205H221L222 207H221V206H220V207H217V206H216V207L219 208V210H220V212L218 211V214H220V213L222 212V214L219 215V216L224 217V219H227L228 221L234 220V218L239 217V216H240V218H241V217H242L241 215H243V216L245 215V217H243V218H247V217H248L247 214H250V215H251V213H252V214H254V215H256V216H257V214H258V215L260 214V216H257V217H259V219H260L259 222H260V223L262 222V225H264V224H263L264 221L262 220L263 218H261L262 215H264V211H263V209H261V208H262V204H264V185H262V184L260 185V183L263 182V180L261 179V182L259 183V185H257L256 187H254V186L257 184V182H255V184L252 183L251 185H249V182H252V180L254 181V179H256V177L252 179V177H251L252 175H250V176L247 175V176H249V177L251 178L250 180H248V179H247L248 177H247V176L245 177ZM259 176H258V177H259ZM263 176H264V175H263ZM30 177H31V176H30ZM83 177H84V176H83ZM83 177H81V178L83 179L82 181H84V178H83ZM103 177H104V178H103ZM107 177H108V180H107ZM156 177H157V173H156ZM186 177H187V176H186ZM189 177H190V176H189ZM189 177H188V179H189ZM260 177H259V178H260ZM59 178H60V177H59ZM68 178H69V177H68ZM76 178H77L76 176H75V177L73 176L72 179H73V180L75 179L74 182L76 181ZM102 178H103V179H106L108 182H110V184H109V185H108V184L106 185L107 181H106V180H102ZM139 178H140V177H139ZM150 178H151V176H149V179H150ZM159 178H162V176L159 175V177L156 178V179L158 180ZM169 178H170V177H169ZM183 178H184V177H183ZM190 178H191V177H190ZM239 178H242V177H239ZM261 178H263V177H261ZM30 179H31V178H30ZM50 179H51V178H50ZM62 179H63V178H62ZM65 179H67V178H65ZM69 179H70V178H69ZM79 179H80V178H79ZM94 179H93V180H94ZM118 179H119V178H118ZM162 179H163V178H162ZM162 179H160L159 181H161V182L163 183L164 180H162ZM186 179H187V178H186ZM13 180H14V179H13ZM60 180H61V178H60ZM153 180H154V181H153ZM153 180L151 181V184L154 186L155 184L152 183V182H154V183H157L156 185L158 186V184H159L160 182H159V181L156 182L157 180L155 181V179H153ZM165 180L169 181L168 178L165 179ZM189 180H190V179H189ZM189 180H188V181H189ZM239 180H240V179H239ZM2 181H3V180H2ZM10 181H12V179H11ZM51 181H52V179H51ZM61 181H63V180H61ZM80 181H81V180H80ZM85 181H87V180H85ZM85 181H84V182H85ZM89 181H88V183H90ZM97 181L99 182V180H97ZM97 181H96V183H97ZM234 181H235V180H234ZM4 182H5V179H4ZM13 182H14V181H13ZM15 182H16V181H15ZM68 182H69V181H68ZM71 182H72V181H71ZM77 182H78V181H77ZM93 182H94V181H93ZM105 182H106V183H105ZM115 182H114V183H115ZM117 182H118V181H117ZM117 182H116V183H117ZM149 182H150V181H149ZM169 182H171V181H169ZM172 182H174V181H172ZM172 182L169 183V184H172ZM175 182H176V181H175ZM219 182H221V181H219ZM1 183H2V182H1ZM6 183H7V182H6ZM18 183H19V182H18ZM66 183H67V182H66ZM75 183H76V182H75ZM78 183H79V182H78ZM86 183H87V182H86ZM88 183H87V184L83 183V184H85V185L88 187V186H89ZM96 183H95V184H96ZM145 183H146V182H145ZM162 183H161V184H162ZM164 183H167V182H164ZM164 183H163V187L166 185V184L164 185ZM180 183H181V184L184 183L183 185L186 186L189 182H184V181H183V182H180ZM216 183H218V182H216ZM243 183H244V184H243ZM2 184H3V183H2ZM2 184H1V185H2ZM54 184H56V182H55ZM72 184L75 185L74 183H72ZM72 184H71V185H72ZM79 184H81V183H79ZM95 184H94V185H95ZM104 184H102V185L104 186ZM161 184H159L160 187H162ZM174 184H175V183H174ZM181 184H180V185H181ZM192 184H193V183H192ZM194 184H196V183H194ZM194 184H193V188H191V187H192L191 183L189 184L190 187H189V185H187L188 187L186 186L187 189H185L184 191L180 190L181 188L178 187V186H176V185H175V187L172 186L171 188H172V189L175 188V189L172 190L171 188H170V189L168 188V189H169L168 191L171 190L172 192L170 191L171 194L167 195L166 197H163V199H164V200H168V201L170 200L169 203H171V204H175V203L177 202V203H176V204H177V207H174V208H176V210H178L179 207L182 206V205L184 204L183 202H179V201H182L183 199H184L185 201H187L189 198L192 197V200H191V203H192V201H194V199H195L196 197H199V191H198L199 189H197L199 185H198V186H197V185L195 186ZM207 184H208V183H207ZM219 184H220V183H219ZM239 184H241V185H239ZM263 184H264V183H263ZM18 185H19V184H18ZM71 185H70V186H71ZM73 185H72V186H73ZM92 185H93V183H92ZM92 185H91V186H92ZM102 185H101V186H102ZM224 185L227 187L228 184H224ZM252 185H254V186H252ZM58 186H59V185H58ZM80 186H81V185H79V187H80ZM96 186H97V185H96ZM103 186H102V187H103ZM105 186H104V187H105ZM110 186H111V185H110ZM110 186H109V187H110ZM181 186H182V185H181ZM194 186H195V187H194ZM202 186H203V185H202ZM231 186H232V185H231ZM231 186H230V187H231ZM66 187H68V186H66ZM98 187H99V183H98ZM111 187H112V186H111ZM111 187H110V188H111ZM150 187H151V185L149 186V188H150ZM155 187H156V186H155ZM163 187H162V188H163ZM167 187H168V183H167ZM177 187L179 188V191H180V197L178 196L179 194L177 195V193H179ZM211 187H212V186H211ZM228 187H229V186H228ZM228 187H227V188H228ZM18 188H20V187H18ZM57 188H58V187H57ZM57 188L54 187L53 189H56V190H57ZM62 188H64L63 185H62V187H61V190H63ZM70 188H71V187H70ZM74 188H75V187H74ZM74 188H73V189H74ZM77 188H78V187H77ZM77 188H76V189H77ZM92 188H93V187H92ZM100 188H101V187H100ZM112 188H113V187H112ZM145 188H146V187H145ZM158 188H159V187H158ZM158 188L156 187L157 190H158ZM188 188H191V189H188ZM212 188H213L212 191H214V189H215V185H214ZM51 189H52V188H51ZM53 189H52V192H53ZM59 189H60V188H59ZM86 189H87V188H86ZM88 189H89V187H88ZM88 189H87V191H88ZM96 189H97V188H96ZM164 189L166 190V186L164 187ZM164 189H163V190H164ZM182 189H184V188H182ZM230 189H231V190L234 189V186H232L231 188H229V190H230ZM3 190H4V189H3ZM24 190H25V189H23V192H24ZM56 190H55L54 192H56ZM64 190L67 192L68 189H67V190L64 189ZM79 190H80V189H79ZM103 190H104V189H103ZM119 190H120V192L122 191V189H119ZM149 190H150V189H149ZM149 190L146 191V189H145V191H146L147 193H148ZM187 190H188V191H187ZM201 190H202V187H201ZM210 190H211V189H210ZM215 190H216V189H215ZM231 190H230V191H231ZM234 190H235V189H234ZM234 190H232V191H234ZM21 191H22V190H21ZM76 191H77V190H76ZM95 191H96V190H95ZM99 191H101V190H99ZM110 191H111V190H110ZM138 191H140V190H138ZM168 191H166V192H168ZM181 191H182V192H181ZM196 191H198V193H197ZM2 192H3V191H2ZM23 192H20V197H21V196L24 197L25 194H24ZM50 192H51V191H50ZM57 192H58V190H57ZM69 192H70V191H69ZM69 192H67V194H68ZM71 192H72V191H71ZM89 192H90V191H88L87 193H89ZM97 192H98V191H97ZM105 192H106V191H105ZM114 192H116V191H114ZM143 192H144V190H143ZM161 192L164 194L165 191H164V192L161 191ZM235 192H233V193H235ZM0 193H1V192H0ZM7 193H8V192H7ZM21 193H23L24 195H22ZM60 193H61V191H60ZM75 193H76V192H75ZM77 193H78V192H77ZM80 193H81V192H80ZM87 193H86V194H87ZM93 193H94V192H93ZM98 193H100V192H98ZM107 193H108V192H107ZM110 193H111V192H110ZM110 193H109V195H110ZM140 193H141V192H140ZM150 193H152V192H150ZM181 193H185V195L182 194V195H183V198L181 197ZM213 193H215V192H213ZM231 193H232V192H231ZM67 194H66V196H67ZM90 194H91V193H90ZM95 194H96V193H95ZM95 194H91L90 196H88V198L92 199L91 196L95 198V196H97V195H95ZM100 194H101V193H100ZM145 194H146V193H145ZM145 194H144V195L141 194V195L145 196ZM197 194H198V195H197ZM51 195H52V194H51ZM62 195H63V194H62ZM71 195H73V194L71 193ZM83 195H84V194H83ZM83 195H82V196H83ZM88 195H89V194H88ZM93 195H95V196H93ZM113 195H114V193H112L111 196H113ZM148 195H149V194H148ZM207 195H208V192H207ZM207 195H204V196H203L204 198H206V200L201 201V202H205V201L207 202V203H206V202L203 203V208H204V207H207V206H210V205H211L210 202L213 203V201H210V196H207ZM3 196H4V195H3ZM100 196H101V195H100ZM102 196H103V198H105V197L108 198L107 195L105 196V195L103 194ZM104 196H105V197H104ZM116 196H117V195H116ZM136 196H137V195H136ZM143 196H142V198H143ZM151 196H152V194H151ZM205 196H206V197H205ZM5 197H6V196H5ZM5 197H4V198H5ZM23 197H22V198H23ZM64 197H65V196H64ZM69 197H70V195H69ZM78 197H79V196H78ZM84 197L86 198L87 196H84ZM97 197H98V196H97ZM97 197H96V198H97ZM186 197H187V198H186ZM214 197H215V196H214ZM225 197H226V196H225ZM225 197H224V199H225ZM229 197H230V196H229ZM252 197H251V198H252ZM254 197H253V198H254ZM59 198H60V197H59ZM67 198H68V197H66V199H67ZM79 198H80V197H79ZM79 198H77V201H78ZM103 198H102V199H103ZM109 198H110V197H109ZM114 198H115V197H114ZM150 198H152V197H149V196H148V199H150ZM181 198H182V200H181ZM6 199H7V197H6ZM52 199H55L54 201H56V200H57V201H58V200L60 201V199H56L55 197H54V198L51 197V201H52ZM66 199H65V200H66ZM70 199H71V198H70ZM70 199H69V201L66 200V201H68V202H67L68 204L71 202ZM72 199H73V198H72ZM80 199H81V198H80ZM139 199H140V197H139ZM186 199H187V200H186ZM207 199H209V200H207ZM216 199L218 200V198H216ZM227 199H226V201H227ZM232 199H233V198H232ZM232 199H231V200H232ZM235 199H237V198H235ZM7 200H8V199H7ZM7 200H6V201H7ZM65 200H64V201L62 200V202H61V203H62V206H63V203L66 202ZM75 200H76V199L74 198V200H73L72 202H74ZM99 200H100V199H99ZM105 200H106V198H105ZM108 200H109V199H108ZM143 200H145V201H143ZM143 200H142V201H143V204H145V205L147 204L146 207L149 206L148 212H149V211H153V212H155V208H154L153 206H155V204H156V203H155V200H156V199L153 198L154 202L148 200L147 203H146V200H147V199L144 198ZM197 200H198V199H197ZM197 200H195V201H197ZM202 200H203V198H202ZM8 201H10V200H8ZM77 201H76V203L74 202L73 206L76 205V204H80V203H81V200H80V203H79V202L77 203ZM85 201H87V200H84V203H86V204H89V203H93V202H94V200H90V201H93V202H90V201L88 200L87 202H89V203H87V202H85ZM97 201H98V199H97ZM149 201H150V202H149ZM156 201H157V200H156ZM171 201H173V202H171ZM208 201H210L209 204H208ZM242 201H243V202H242ZM52 202H53V201H52ZM98 202H99V201H98ZM100 202L102 203V201H100ZM103 202H104V201H103ZM110 202H111V201H110ZM125 202H126V201H125ZM144 202H145V203H144ZM151 202H152L153 204H152ZM158 202H159V201H158ZM201 202H199V203L202 204ZM217 202H218V201H217ZM236 202H237V203H236ZM53 203H54V202H53ZM61 203H60V204H61ZM106 203H107V204H105V205H108V202H106ZM150 203H151V205H148V204H150ZM164 203H165V202H164ZM166 203H167V202H166ZM182 203H183V204H182ZM226 203H227V202H226ZM255 203H258V204L260 203V207H259L260 209L257 208V207H255ZM22 204H23V202H22ZM25 204H26V203H25ZM25 204H24V205H25ZM70 204H71V203H70ZM123 204H124V203H123ZM159 204H160V203H158V206H160ZM176 204H175V205H176ZM180 204H182V205H180ZM200 204H199V205H200ZM204 204H205V206H204ZM206 204H207V205H206ZM253 204H254V205H253ZM57 205H58V204H57ZM57 205H56V206H57ZM81 205H82V204H81ZM95 205H96L95 207L99 206V204H95ZM100 205H101V204H100ZM102 205H103V204H102ZM105 205H103V206H105ZM109 205H110V204H109ZM109 205H108V207H107V210H108V208L110 209V206H109ZM156 205H157V204H156ZM165 205H166V206H165ZM165 205L163 206V210L168 209L169 206H170V207L173 206V205L171 206V205H169V204H168V205L165 204ZM175 205H174V206H175ZM178 205H180V206H178ZM184 205H185V204H184ZM196 205L198 206V204H196ZM252 205H253V206H252ZM73 206H71V207H73ZM84 206H85V204H84ZM89 206H91V205H89ZM122 206H123V205H122ZM142 206H143V205H142ZM190 206H191V205H190V203H189L188 207H190ZM200 206H201V205H200ZM225 206H226V208H225ZM241 206H242V208H243L244 210L241 209ZM256 206H257V205H256ZM57 207H58V206H57ZM82 207H83V206H82ZM93 207H94V206H92V208H93ZM105 207H106V206H105ZM143 207L145 208V206H143ZM143 207H141V208H142V209H141V210H142V211H141V214L143 215V214L145 213L142 217L146 219V220H145V219L143 220V221H144L143 223H146V222H147V224H146V225L144 224V225L147 227V230L150 229V231L148 230V232H151V233H148L147 230H146L145 233H147L149 236H154V234L152 235V232H153L154 230H151L152 228L148 227V226H149L148 223L150 222V218H151V217H149V216H151V215H150L151 212L148 214V215H149V216H148V215L146 214V213H148V212L145 211ZM156 207H157V206H156ZM191 207H192V206H191ZM213 207H214V205H213ZM53 208H56L55 205H54ZM86 208L88 209V206H87V207H84V209H86ZM89 208H90V207H89ZM92 208H91L90 210H92ZM99 208L102 209V207H99ZM99 208H98V209H99ZM113 208H114V207H113ZM151 208H154V209L151 210ZM158 208H159V207H158ZM158 208H157V209H158ZM160 208H161V207H160ZM177 208H178V209H177ZM198 208L201 209L202 207H199V206H198ZM198 208H196V209H198ZM220 208H221V209L224 208V209H223L224 211L221 210ZM263 208H264V207H263ZM22 209H23V208H22ZM56 209H57V208H56ZM56 209H55V210L53 209V210L56 211ZM84 209H83V210H84ZM134 209H136V207H133V208L131 209V214H132L131 218H132V217L135 218V216H136L135 213H134L135 216H133V212H132V211H134ZM180 209H182V208H180ZM196 209H195V210H196ZM199 209H198V210H199ZM225 209H226V210H225ZM81 210H82V209H81ZM90 210H89V211H90ZM95 210H96V211H95ZM102 210H104V208H103ZM102 210H99L100 213H103ZM105 210H106V209H105ZM111 210H112V209H111ZM123 210H124V209H123ZM158 210H159V209H158ZM169 210L171 211V208H169ZM195 210H194V211H195ZM201 210H202V209H201ZM19 211H20V210H19ZM94 211L97 212V209L95 208L92 212H94ZM99 211L97 212V214L99 213ZM101 211H102V212H101ZM116 211H117V212L114 213V214H120V213L122 212V210L119 211L118 209H117ZM144 211H145V212H144ZM159 211H160V210H159ZM170 211H169V212H170ZM172 211H173V210H172ZM194 211H193V212H194ZM203 211H204V210H203ZM82 212H83V211H82ZM84 212H85V211H84ZM92 212H91V214H92ZM95 212H94V213H95ZM109 212H110V211H109ZM113 212H115V209H114ZM119 212H120V213H119ZM125 212H126V211H125ZM125 212H123V213H125ZM193 212H192V213H193ZM198 212L201 213L202 211H197V213H198ZM18 213H19V212H18ZM32 213H33V212H32ZM55 213H56V212H55ZM87 213H88V212H86L85 215H83V216H87ZM94 213H93V214H94ZM110 213H111V216H112V212H110ZM126 213H127V215H129V214H130V213H129V210H128V212H126ZM166 213H167V211H166ZM195 213H196V211H195ZM200 213H198V214H200ZM210 213H211V212H210ZM19 214H21V213H19ZM82 214H84V213H81V215H82ZM95 214H96V213H95ZM95 214H94V215H95ZM104 214H105V212L102 214V215L104 216V220L106 221V222H104V223H105V224H108L107 220H108V217H109L110 215H109V213H106L105 215H104ZM193 214H194V213H193ZM193 214H192V215H193ZM198 214H195L194 216H196V215H198ZM81 215H80V216H81ZM108 215H109V216H108ZM122 215H123V214H122ZM127 215H124V216H127ZM145 215H146V216H145ZM152 215H155V214L153 213ZM156 215H157V214H156ZM177 215H178V216H177ZM177 215H176V217H178L177 220H179L180 222H181L180 219H182L183 217H185V216H183L182 218H179V213H178ZM20 216H21V215H20ZM98 216H99V219L102 217V216L100 217V214H98ZM106 216H107V217H106ZM117 216H118V215H117ZM129 216H130V215H129ZM129 216H128V217H124V218H126L125 220H129V219L131 220V218H130ZM147 216H148V217H147ZM251 216L253 217V215H251ZM81 217H82V216H81ZM87 217H89V213H88V216H87ZM92 217H93V215H92ZM112 217H114V215H113ZM142 217H141V218H142ZM146 217H147L149 220H148ZM154 217H155V218H156V217L158 218V216H154ZM196 217H197V216H196ZM257 217H256V218H257ZM263 217H264V216H263ZM76 218H77V217H76ZM85 218H86V217H85ZM97 218H98V217H97ZM106 218H107V219H106ZM120 218H121V217H120ZM120 218H119V219H120ZM122 218H123V216H122ZM157 218H156L155 220H157ZM192 218H193V216H192ZM216 218L219 219V220L221 219L220 217L218 218V217L216 216L213 220H212V219H211V220H208L207 223H205L204 225L200 223V224H199V225H201V226H199L200 230H197V227H196V226L191 225V223H188V226H186V227H189V229H191V231H190V233H188V235H187L189 241H188V243H186V244H187L188 249L191 250V252H195V251H196V253H198V257H197L196 259L189 260V261H186V262H184L183 260H182V261L179 260L181 263L183 262L184 264H209V262L206 261V259L204 258V254H205V251H206V249H207V244H208L209 238H210V239H211V238H214V236H216L217 238H218V237L220 238V243L222 244V248H221V250L224 251V253H225V257H227L228 260H230V261H238V260H239V261H241V260H243V261H249V260L258 259V258H261L262 260L264 259V249H263V248L256 247L257 245L260 246L261 243H258V244L255 243V241H254L255 238H254L253 240H252V238L250 239V237H248V234H247V233H242V232L238 231L239 229H238V230H237V229L235 230V229L232 228L229 224H228L227 226H223V225H222L223 222L220 223L219 220H218V221H217V220L215 221ZM243 218H242V219H243ZM18 219H19V218H18ZM18 219H17V220H18ZM86 219H87V218H86ZM86 219H85V220H86ZM92 219L96 220V217L91 218L90 221L93 222L94 220H92ZM102 219H103V218H102ZM112 219H114V218H112ZM169 219H170V218H169ZM169 219H168V220H169ZM183 219H184V218H183ZM185 219H186V218H185ZM189 219H190V218H189ZM194 219H196V218H194ZM194 219H193V220H194ZM248 219H249V217L246 219V221H247ZM257 219H258V218H257ZM259 219H258V220H259ZM56 220H58V219H56ZM76 220H77V219H76ZM78 220L81 221V218L78 219ZM78 220H77L75 223H80ZM82 220L84 221L83 218H82ZM87 220H88V219H87ZM104 220H103V221H104ZM109 220H110V218H109ZM120 220H121V219H120ZM130 220H129V221H130ZM138 220H139V219H138ZM138 220H137V221H138ZM141 220H142V219H141ZM147 220H148L149 222H148ZM158 220H159V218H158ZM173 220H174V218H173ZM190 220H191V219H190ZM221 220H222V219H221ZM243 220H244V219H243ZM261 220H262V221H261ZM15 221H16V220H15ZM83 221H82V222H83ZM96 221H97V220H96ZM96 221H94L95 225L97 224ZM137 221H136V222H137ZM184 221H185V220H184ZM187 221H188V220H187ZM235 221H237V220H234V223H235ZM246 221L244 220V222H246ZM248 221H250V219H249ZM248 221H247V222H248ZM253 221H255V219H254ZM2 222H3V221H2ZM31 222H32V221H31ZM56 222H57V221H56ZM92 222H90V224H88L89 221H88V222L86 221V223H87V225H88V228H92V229H90V230L87 229V232H88V230H89V231L93 230V227H94L95 225L93 226L92 224H94V223H92ZM99 222H100V221H99ZM110 222H111V224H112V225H110V226H113V223H114V225H115V224L118 225V224L116 223V221L113 222V220H111V221H109V223H110ZM112 222H113V223H112ZM117 222H118V221H117ZM123 222H124V220H123ZM126 222H127V221H126ZM126 222H124V223L126 224ZM141 222H142V221H140V223H141ZM157 222H159V221H157ZM167 222L169 223V221H167ZM177 222H178V221H177ZM231 222H233V221H231ZM244 222H243V224H244L243 227H244V228H247V229H249V230H250V229H253V228H251L249 225H247V222H246V224H245ZM58 223H59V226L62 225V226H64V228L66 227V229H70V226L72 227V226L75 225L74 223H72V225H71L70 222H68V223H70V224H68V226H65V224H67V223L64 224V222H63L62 224H60V222L58 221ZM124 223H123V224H124ZM127 223H128V222H127ZM131 223H132V222H131ZM160 223H161V222H160ZM164 223H165V222H164ZM168 223H166V224H168ZM240 223L242 224V222H240ZM248 223H249V222H248ZM73 224H74V225H73ZM102 224H103V223H102ZM105 224H104V225H105ZM125 224H124V225H125ZM133 224H134V223H132L131 226H129V223H128V226H129V227H132V226L134 227L135 224H134V225H133ZM176 224H177V223H176ZM237 224H238V222H237ZM243 224H242V225H243ZM2 225H3V223H2ZM69 225H70V226H69ZM76 225H77V224H76ZM76 225H75V227H76ZM83 225L85 226L84 223H83ZM89 225H90L91 227H89ZM97 225L100 226V224H97ZM116 225H115V227H116ZM124 225H123L124 228H125V227L128 228V226H124ZM126 225H127V224H126ZM137 225H139V226H137ZM137 225H136L137 227H140L142 224H139V221H138ZM245 225H246V226H245ZM262 225H261V226H262ZM0 226H1V225H0ZM23 226H24V225H23ZM84 226H83V227H84ZM92 226H93V227H92ZM142 226H143V225H142ZM142 226H141V227H142ZM145 226L142 227L143 231L141 230V227L139 228V230H138L137 228L135 229V227H134V229L132 228V229H133L132 231L134 232V231L137 230V231H142V232H144V227H145ZM238 226H241V225L239 224ZM251 226H252V224H251ZM11 227H12V225H11ZM26 227H27V226H26ZM67 227H68V228H67ZM86 227H87V226H86ZM101 227H102V226H101ZM115 227H114V228H115ZM159 227H161V225H160ZM159 227H158V228H159ZM241 227H242V226H241ZM252 227H254V226H252ZM263 227H264V226H263ZM263 227H262V228H263ZM0 228H1V227H0ZM12 228H14V227H12ZM22 228H23V227H22ZM53 228H54V226H53ZM73 228H74V227H73ZM76 228H77V230H78V228H80V231L83 232V234L85 235L86 228H85V230H82L81 227H76ZM103 228H104V227H102V229H103ZM106 228H107V227H105V229H106ZM126 228H125V229L122 228L124 231H122V230L119 231V230H118L119 232H117V234L119 233V234L122 236L121 233L125 234V232H126ZM177 228H180V227H176L175 229H177ZM255 228H256V225H255ZM255 228H254V230H257V228H256V229H255ZM10 229H11V228H10ZM95 229H96V226H95ZM95 229L93 230V233L96 232V233H95V236H96V235H98V234H97V233H98V232H97V229H98V228L96 229V231H95ZM105 229H104V230H105ZM111 229H112V228H111ZM111 229H110V230H111ZM128 229H129V228H128ZM160 229H162V227H161ZM160 229H158V230L162 232L163 229H162V230H160ZM169 229H170V226L167 227V225H166V227H165V231H167V230H169ZM247 229H246V230H247ZM258 229H259V231H258V230H257V231H258L261 235H263L264 232L261 233V231L264 230V229H262V230H260V228H258ZM6 230H7V231H6ZM6 230H4V232H3L4 234H5V233H8V231L11 232V231H10L9 229H7V228H6ZM73 230H76V229H73ZM73 230H72V231H73ZM77 230H76V231H77ZM107 230H108V229H107ZM112 230H113V229H112ZM115 230H116V229H114V231H115ZM249 230H248V231H249ZM22 231H23V230H22ZM22 231H21V232H17V233H20V234H21ZM24 231H25V230H24ZM61 231H62V229H61ZM84 231H85V232H84ZM98 231H99V229H98ZM102 231H103V230H101V233H102ZM121 231H122V232H121ZM130 231H131V230H129V231L127 230V232H130ZM163 231H164V230H163ZM180 231H181V230H180ZM251 231H252V230H250L249 233H251V235H253V236L255 237L254 234H257V233H253V232H251ZM13 232H14V231H13ZM13 232H11V233H13ZM63 232L65 233L64 235H66L67 232H68V234L70 233V231H68V230H66V232H65V231H63ZM87 232H86V234H88ZM91 232H92V231H91ZM108 232H109V230H108ZM111 232H112V231H111ZM111 232H110V234H111ZM127 232H126V233H127ZM173 232H177V231L175 230V231H173ZM14 233H15V232H14ZM71 233H72V232H71ZM74 233H75V231H73L72 234H74ZM78 233H79V230H78V232L75 233L74 235H76V234H78ZM93 233H92V234H93ZM103 233H104V231H103ZM103 233L101 234V235H104V236L101 238V239H102L101 242H102V241H105L103 238H105V236L107 235L106 232H105V234H103ZM180 233H181V232H180ZM4 234L0 235V236H1V237H0V242L2 241V243H1L0 246H2V245H3V246H6V245H7L8 248L6 247V248H7L6 251H8V253H5V247H1V250H2V248H4V249H3L4 252L2 251L3 254H4V255H5V254H8V255H9V250H10V253H11V254H15V253H13L12 250H11V249H13V248H12V247L10 248V247L8 246V245H10L9 243L12 242L11 239L8 240V238H6V237H8V235L6 234L7 236L5 237V236H3ZM8 234H9V233H8ZM29 234H30V233H28V235H29ZM72 234H71V235H72ZM99 234H100V233H99ZM110 234H109V235H110ZM119 234H118V235H119ZM127 234H129V233H127ZM127 234H125V235H127ZM134 234H135V233H134ZM136 234H138V233H136ZM136 234H135V235H136ZM139 234H141V237H142L143 234H142L141 232H140ZM162 234H165V233H162ZM162 234H161V235H162ZM15 235H16V233H15ZM78 235H79V234H78ZM78 235H77V236H78ZM80 235H81V233H80ZM113 235L115 236L114 233H113ZM125 235H124V238H125ZM165 235H166V234H165ZM9 236H13V234H12V235H9ZM16 236L18 237L19 234L16 235ZM30 236H31V234H30ZM58 236H59V235H58ZM77 236H76V238H77ZM89 236H91V233H90V232H89ZM114 236H112V238H113ZM121 236H120V237H121ZM139 236H140V235L136 236V238H138ZM145 236H147V235L145 234ZM162 236H163V238H164V235H162ZM19 237H22V236H19ZM19 237H18V239H19ZM72 237H73V236H72ZM79 237H80V236H78V238H79ZM81 237H82V235H81ZM81 237H80V238H81ZM92 237H94V235H93ZM92 237H91V238L88 237V239H93ZM117 237H118V239L120 238L119 236H117ZM122 237H123V236H122ZM129 237H130L129 240H130V239H131V240H132V239H134V240L136 239L135 237L132 238L131 235H129ZM256 237H257V236H256ZM9 238H11V237H9ZM59 238H60V237H59ZM65 238H68V239H65ZM65 238H64V239L66 240V243L68 244V241H67V240H70L71 237H69V236L67 235V237H65ZM94 238H95V237H94ZM107 238H108V239H107ZM107 238H106V240L108 241L107 243H109V242L112 241V238H111V237H108V236H107ZM126 238H128V236H127ZM126 238H125V239H126ZM145 238H146V237H145ZM147 238H149V237L147 236ZM161 238H162L161 236L156 235V236L153 238L154 240H152V241H153L152 243H151V241L147 240L148 245L146 246V243H145V246H142V247H144V251H143V252L146 251V253H147V250H148V249L146 250V247L149 248V251H148V252L150 253L149 255H151V253H153L154 255H156V260H157V261L160 260L159 257H160V256L162 257L163 253H165V254L167 253V254H168V253H169L168 251H170V250L173 251V249L175 248L174 246H168V244H167L168 242H164V243H163V241H162ZM166 238H168L167 235H166ZM217 238H216V241L219 242ZM257 238H259V240H260V238H262V237L260 236V237H257ZM21 239H22V238H21ZM82 239H83V238H81V240H82ZM96 239H97V238H96ZM96 239H95V240H96ZM98 239H99L98 242H100V237H99ZM109 239H110V241H109ZM114 239H115V237H114ZM138 239H139V238H138ZM141 239H142V238H141ZM141 239H140V240H141ZM149 239H150V238H149ZM262 239H264V238H262ZM7 240L9 241V243H6V242H8ZM12 240H14V239H12ZM19 240H20V239H19ZM19 240H18V241H19ZM95 240H91V241H92V242H91L92 244L90 243V241H89V243H90L91 245H93V242H95V243H94V249H95V251H96V248H95L96 246H95V245L98 244V243H97V241H95ZM126 240H127V239H126ZM129 240H128V241H129ZM131 240H130V241H131ZM145 240H146V239H145ZM145 240H144V242H145ZM164 240H165V238H164ZM212 240H213V241H215V240H214V239H211V244L213 245V243H212L213 241H212ZM16 241H17V238H16ZM18 241H17V242H18ZM29 241H30V240H29ZM79 241H80V240H79ZM115 241H117V240L115 239ZM130 241H129V242H130ZM165 241H166V240H165ZM168 241H169V240H168ZM262 241H263V240H261V242H262ZM76 242H77V243H75V244H79V243H80V245H81V242H79V243H78V241H76ZM101 242H100V243H101ZM124 242H125V240H124ZM129 242L126 241V244H125V243H122V248H121L120 250L123 251V250H124V249H123V245H124V248H125L126 245H129ZM137 242H138V241H137ZM137 242H134L135 244H133V245L136 246V243H137ZM141 242H142V240H141ZM141 242H139V243H140V247H141V245H143V243H144V242H142V244H141ZM217 242H216V245H217ZM258 242H259V241H258ZM263 242H264V241H263ZM5 243H6V244H5ZM15 243H16V242H15ZM64 243H65V242H64ZM66 243L64 244L65 247H66ZM83 243L85 244V241H84ZM89 243H88V245H87V244H85V245H86L87 247H89ZM102 243H104V242H102ZM102 243H101V244H102ZM107 243H105V244H107ZM111 243H112V242H111ZM132 243H133V240H132ZM150 243H151V246H149ZM214 243H215V242H214ZM220 243H219V244H220ZM4 244H5V245H4ZM11 244H12V243H11ZM101 244H99V245H101ZM109 244H110V243H109ZM113 244H114V243H113ZM113 244L110 245L111 247H113V248H111V249H110L109 246H107V248H109L111 251H110L109 249L107 250L106 248H103V249H104V254H102V255L100 254V255H99V256H101V259H102L104 256L107 255V254L105 255V251H106V252H107V251L111 252V253H110V254H111L110 258L112 257V255H113V256L116 255V254H119V256L121 255V254H120L121 251L119 250L120 246H118V245H119L118 242H117V245H116V247L118 246V248H116V249H117V252H118V250L120 251L119 253L116 252V250L114 249V246H115V245H113ZM175 244H177V243H175ZM219 244H218V246H221V245H219ZM263 244H264V243H263ZM85 245L82 246V247H85ZM107 245H108V244H107ZM181 245L183 246V244H181ZM17 246H18V245H17ZM69 246H71L70 243L68 244L67 247H69ZM76 246H79V245H76ZM101 246H102V245H101ZM101 246H100V247L98 246V248H101ZM104 246L106 247V245L103 244V247H104ZM130 246H131V243H130ZM135 246H134V249H132L133 246H131L132 248L129 247V246H127L125 249H126V251H127V250L129 251L130 249H132V250H130V251H131V252H134V250L137 251V250L140 248L138 244H137V247H138V248L135 247ZM179 246H180V244H179ZM218 246H217V247L215 246V247L217 248V249H216L217 251L219 250V249H218ZM261 246H262V244H261ZM263 246H264V245H263ZM18 247H20V246H18ZM67 247H66V250H68V249L70 250V247H69V248H67ZM87 247H85L84 250H86ZM128 247H129V248H128ZM142 247H141V248H142ZM150 247H151V248H150ZM215 247H213V249H214ZM9 248H10V249H9ZM73 248L75 249V247H72L71 249H73ZM127 248H128V249H127ZM135 248H136L137 250H136ZM183 248H184V246H183ZM8 249H9V250H8ZM15 249H16V248H15ZM31 249H32V248H31ZM74 249H73V250H74ZM82 249H83V248H82ZM101 249H102V248H101ZM101 249H100L99 251H101ZM113 249H114L115 252H116V253L114 252L115 254L112 253V252H113V251H112ZM142 249H143V248H142ZM177 249H178V248H177ZM211 249H212V248H211ZM213 249H212V251H211L212 253H213ZM17 250H18V249H17ZM88 250H89V249H88ZM88 250H86L87 255L90 254V253H88L89 251L93 254V252H92L93 249H90L89 251H88ZM214 250H215V249H214ZM216 250H215V251H216ZM14 251H15V250H14ZM20 251H21V250H20ZM70 251L72 252V250H70ZM99 251H98V252H99ZM126 251H125V252H126ZM130 251H129V252H130ZM150 251H151V252H150ZM172 251H170V252H172ZM175 251H177V250L175 249ZM215 251H214V252H215ZM217 251H216V252H217ZM2 252H0V253H2ZM71 252L68 251V254H70V256H71ZM109 252H108V254H109ZM125 252L123 251L124 254H125ZM129 252H128V253L126 252L127 254L125 255V257L128 258V254H129ZM131 252H130L131 258H132V255H133V258H134V255H136V254L138 253V252H137V253L134 252V254H131ZM219 252H220V251H219ZM66 253H67V251H66ZM96 253H97V252H95V254H96ZM101 253H103V250L101 251ZM146 253H145V254H146ZM3 254H2V255H3ZM17 254H18V253H17ZM95 254H93V256H90V255H89V256L95 258V257H94ZM110 254H109V255H110ZM124 254H122V255L124 256ZM139 254H140V252H139ZM139 254H138V256H139ZM153 254H152L151 256H153ZM214 254H215L216 256H215ZM214 254H213V255H214L216 258H217V256L219 257V254H218V253H214ZM217 254H218V255H217ZM2 255L0 254V257H2ZM8 255H7V258L10 256V255H9V256H8ZM15 255H16V254H15ZM15 255H14V256H15ZM97 255H98V254H97ZM103 255H104V256H103ZM109 255H108V256H109ZM143 255H144V254H143ZM186 255H187V254H186ZM221 255H222V254L220 253V256H221ZM5 256H6V255H5ZM5 256H4V257H5ZM11 256H12V255H11ZM14 256H13V257H14ZM16 256H17V255H16ZM22 256H23V255H22ZM28 256H29V255H28ZM102 256H103V257H102ZM138 256H137V257H138ZM20 257H21V255H20ZM23 257H24V256H23ZM29 257H30V256H29ZM77 257H78V256H77ZM77 257L75 256L76 261H77ZM90 257H89V258H90ZM114 257H115V258H116V257L118 258L117 255L114 256ZM121 257H122V256H120L119 259H117V260H119V261L122 260L123 263L126 261L125 263L128 264V260L130 259V257L128 258V260H124L125 257H124V258L122 257V259H120ZM137 257H136V258H137ZM143 257H144V258H143ZM146 257H147V254H146ZM222 257H223V256H222ZM18 258H19V256H18ZM96 258H97V257H96ZM105 258H106V260H107L108 257L106 256ZM147 258H148V257H147ZM163 258H164V256H163ZM169 258H170V257H169ZM219 258H220V257H219ZM5 259H6V258H5ZM24 259H26V258H24ZM28 259H29V258H28ZM71 259H73V260L75 261L74 257H71ZM103 259H104V258H103ZM111 259H114V258H111ZM125 259H126V258H125ZM144 259H145V256H142V260H143L144 263H143L142 261H138L137 259H135V260L137 261V264H140L139 262H142L143 264H147L148 262H150L149 259H148V260L146 259V260H145V261H147V263H146V262L144 261ZM261 259H259V260H261ZM2 260L4 261V259H1V261H2ZM16 260H17V258H16ZM19 260H20V259H19ZM22 260H23V259H22ZM89 260H90V259H88V261H89ZM91 260H92V258H91ZM95 260H96V259H94L93 261H95ZM97 260H98V259H97ZM106 260H105V261H106ZM108 260L111 261V262L114 261V260H110V259H108ZM117 260H115V261H117ZM130 260H131V261H135V260H132V259H130ZM130 260H129V264L133 263V262H131ZM139 260H140V259H139ZM152 260H153V258H152ZM162 260H163V259H162ZM214 260H215V258H214ZM262 260H261V261H262ZM1 261H0V262H1ZM3 261H2L1 263H4V264H5V262H3ZM6 261H7V260H6ZM25 261H28V260L26 259ZM93 261H92V262H93ZM115 261H114V262H115ZM122 261H121V262H122ZM136 261H135V262H136ZM164 261H165V258H164ZM167 261H169V260H167ZM167 261H166V263H167ZM20 262H21V260H20ZM30 262H32V260H31ZM90 262H91V261H90ZM90 262H89L88 264H90ZM97 262H98V261H96L95 264H97ZM111 262H108V263L111 264ZM130 262H131V263H130ZM152 262H153V261H151V263H152ZM159 262H161L160 264H163L162 261H159ZM180 262H179V263H180ZM24 263H25V262H24ZM75 263H76V262H75ZM99 263H102L101 260H100V262H98V264H99ZM108 263H105V264H108ZM125 263H124V264H125ZM142 263H141V264H142ZM151 263H149V264H151ZM164 263H165V262H164ZM179 263H178V264H179ZM181 263H180V264H181ZM8 264H9V263H8ZM28 264H29V263H28ZM72 264H73V263H72ZM91 264H92V263H91ZM93 264H94V263H93ZM102 264H104V263H102ZM112 264H113V263H112ZM114 264H115V263H114ZM116 264H117V263H116ZM118 264H122V263L119 262ZM152 264H154V263H152ZM176 264H177V263H176Z\"/></svg>",
    "mask_w": 264,
    "mask_h": 264
}]
</instances>
